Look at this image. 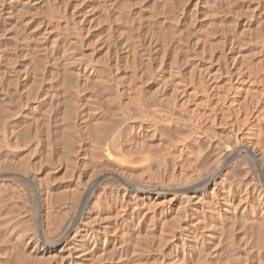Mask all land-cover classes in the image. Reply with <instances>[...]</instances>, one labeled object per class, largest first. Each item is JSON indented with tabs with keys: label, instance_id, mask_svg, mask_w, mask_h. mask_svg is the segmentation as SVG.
Instances as JSON below:
<instances>
[{
	"label": "rangeland",
	"instance_id": "rangeland-1",
	"mask_svg": "<svg viewBox=\"0 0 264 264\" xmlns=\"http://www.w3.org/2000/svg\"><path fill=\"white\" fill-rule=\"evenodd\" d=\"M113 1L112 0H105V1L104 0H0V147H1L0 148L1 149V151H0V153H1L0 154V162L2 159L5 160V159H9V157H10V159L15 160V162H17L20 167L22 166V168H23V166L25 165L24 168L30 170L34 175L36 174V176H38V178H41V177L45 178L43 176H45L47 173L48 174L47 177L49 179V184H50V191H48V193L50 192V195L52 194L50 197V196H48V193L45 191V189H44L45 187L40 186V188H39L38 184H36V183H35V185H32L31 183L24 181L22 178H20L21 177L19 175L20 172L17 171L16 169H14V170L13 169L7 170V168H2V170L0 169V175H1L0 178L2 179V180L0 179V182H1L0 183V189L2 190V191L0 190V193L2 192L0 196L2 197V200L6 199L5 203H7V204H4L2 201V203L5 206H2V207L0 206L1 207L0 208V211H1L0 212V264H6V263L7 264H16V263L18 264V261H19V264H21V263L22 264H31V263L36 264L33 261L34 255H35V259H38V260H35V261H37V264L38 263L41 264V261H42L41 259H45V258H46L47 264H58V263L59 264H65V263L68 264V262L70 264H79V263L80 264H119V263L136 264L137 262H138L137 264H143L144 262L147 263L148 261H150V262H148L147 264H151L152 262H154L152 264H231V263L242 264L243 260H245L243 264H250V263L251 264H264V259H263L264 257L262 256L264 254V246H263L264 241L262 243V240H264V238L261 239L259 237V236L262 237L264 235V233H263L264 232V230H263L264 224L262 223V222H264V220L262 221V219H264V218L263 217H260V218L257 217V215L255 213H250V215L247 218H244V217H238V219L234 218V219H236L234 221L235 225L233 224V221H231V219H229L230 222L228 219H224L223 224L224 223L225 224L227 223V224L226 225L222 224V225L225 228H223V226H221V224L217 223L216 221H213L214 222L213 223L209 219H208L209 221L206 220V223L204 222L203 226L208 225L207 226L208 229L205 228L206 227L205 226V227H203L204 229L202 228L203 230H201V232L206 233V234H208L210 232H211L210 234H212V233L216 234L215 235L216 238L213 235H210V236L206 235L205 236L208 239H210V241H211V243L208 239H205L206 241L208 240L207 242L204 241L206 243V245L204 246L205 248L203 249V251H204L203 253L204 254L207 253L206 254L207 256H206V255H203L202 251H200V249L202 250V247H200V248L198 247V249H197V247L195 245H193L194 241L192 240L193 237H191L192 233H190V235H189V230L191 232V230L194 228L196 223H195V225L193 222H192V224H187V228H184L182 230L184 233V237H187L184 240V242H185L184 243L185 245L183 244L184 247L178 246L177 248H174L173 243L176 242V241H174V239L171 238L169 241H167V243H166V241H164L162 239V242H161L160 235H159L160 238H157V236H156V234L158 232L153 231L154 234H152L153 232L151 230H154V229L150 228L151 224L153 226L152 221H155V218H152L153 220H151L150 211L155 210V209L159 210V207H161L162 204L161 205L158 204L159 206L156 204V207H154L155 205L153 206L154 209H151V210L149 209L150 211L146 209L147 211H145V208L148 206L147 205L145 206V204H144L145 207L143 208L142 203H139V202H141V200L139 199V197H137L140 201L137 198L136 199H137L138 203L141 204V206L143 208V209L142 208L141 209L143 210V212L145 211V213L143 216H141L142 218H140V219H142V220L139 221V224H137L136 222L133 223V221H131V219H130V221L132 222L131 223L128 221L129 220L128 218H130V216L128 215L129 213H127L128 212L127 208L125 210H122L124 212V215L121 212V210L119 211L118 200H116L117 198H115V196H114L115 194L113 191V188L116 185V183H114V182H117V184H120L122 186H124L123 184L126 181L128 183L132 182V184H133V183H135L134 179H136V177L142 173H143L142 175L144 177L141 175H140V177L145 179V181L146 180L148 181L149 179H151L149 181L154 182L155 180L158 181V175L164 173V175L169 176L171 172H174L178 168L179 165H178L177 161H175L176 156H177V151H176L177 149L176 148H178L179 146L185 145L188 142V140L192 139L191 138L192 133L189 132V131H191V129H190L191 126L187 125L188 124L187 120H189V119H186L185 117H187V116L190 117L193 114L190 111V110H192V112L195 111L194 113L196 115L193 114L191 118L193 119V118H195V116H196V118H198V116L201 114L197 113L195 108L196 109L199 108V110L206 108L204 110L208 111L212 107L211 106L212 103H209L212 99L210 98L211 99L210 100L208 98V100H207L208 91L203 89V87H200V85L196 84L197 81L195 82V78L193 77V72H192V70L190 71V69H192L193 66H195V64H198L200 62L201 64H204L205 67H207L209 65L208 67H211L210 68L211 71L213 70V72L216 73V75L215 74H213V75H215L216 78L218 76L217 79H219V78L223 79L226 74H224L225 72H223L225 70V66L222 65L223 63H221L222 62L221 56H223L224 51H225L224 55L227 53V51H229V49L232 51L233 45H235V46H234V50L232 51V53H233V55L237 54L238 55L237 57H239L238 59H240V56H241L240 52H242V55L245 53V54H247V57H249L248 55H250L251 58L249 57L248 59H250V60L252 59L251 60L252 64H255L257 62V60L262 61V62L264 61L263 60L264 59V56H263L264 55V29H263L264 28V0H224V1L223 0H183V1L182 0H113ZM125 3H127V4L125 5ZM116 4H118L117 5L118 7L116 6ZM107 6H110V7H107ZM234 10H236V11H234ZM108 11H110V12H108ZM108 13H111V14L113 13L114 15L110 14V16L108 17L107 16V15H109ZM116 14H117V16H116ZM113 16H116V18ZM119 16L121 19L119 18ZM107 17L109 20H107ZM148 17H150V18H148ZM114 18H115V20H114ZM177 18H178V20H177ZM112 19H113V22H112ZM119 20H121V21H119ZM83 22H85V23H83ZM256 23H257V25H256ZM131 25L134 28L131 27ZM107 26H109L110 28ZM259 27H260V30H259ZM107 28H109V29L107 30ZM131 33H132V35H131ZM222 33H224V34H222ZM123 34H124V36H123ZM243 35H244V37H243ZM258 35H260V37ZM114 38L117 40H115ZM222 39H223L224 43H223V41H221ZM216 41H217V43H216ZM245 41H247L248 44L245 43ZM187 42H188V44H187ZM227 42L229 44H231L229 47H226V45H229ZM257 42H258V44H257ZM214 43H216V44L213 47L212 45ZM218 43L220 45H217ZM232 43H235V44H232ZM236 43H238L240 46L243 47L242 51H241V49H239L241 47H239L238 44H236ZM209 45H211V46H209ZM106 46H108V47H106ZM174 46H175V48H174ZM183 46H184V50H183ZM217 46H219V47H217ZM224 46H225V48H228V50L227 49L225 50ZM260 46L263 48H261ZM236 47L238 48V51H237ZM252 47H253V49H252ZM244 48L246 51H248V53L246 51L245 52L243 51ZM176 49L178 51H176ZM259 49H261V50H259ZM133 50L135 51V54H136L135 57H134V51ZM235 50L238 53H236ZM252 50H254V52L258 51L257 53L255 52L256 55H254L255 53ZM144 51H145V53H144ZM260 51L263 53L261 54ZM173 53H175L174 55L176 57L173 55ZM218 54L220 56H217ZM148 55H150V56H148ZM244 55H243V57H245L247 59L246 55L245 56ZM77 56L79 57V59ZM146 56H147V58H146ZM198 56H200V57H198ZM202 56H203V59L201 58ZM207 56H209V57H207ZM210 56H211V59H209ZM73 57H74L73 61L74 62L76 61V64H78L77 61H79L80 66H82L84 68V69L81 68V70L79 71L80 74L78 71H76V73H75L76 64L72 61ZM204 57L206 59V62L204 60ZM258 57H259V59H258ZM261 57H262V59H261ZM75 58H76V60H75ZM198 58H200L201 60ZM241 58H242V56H241ZM147 59H149V60H147ZM214 59H216V60H214ZM246 59H244V60L242 59V60L245 61ZM248 59L246 61L249 62L250 60H248ZM176 60H177V62H176ZM69 61H72V62H69ZM145 61H147V62H145ZM149 61H151V62H149ZM158 61L159 62L161 61V63H159ZM163 61L165 62V65H164ZM214 61H217V62L215 63ZM251 61L249 63H251ZM254 61H256V62H254ZM173 62H175V63H173ZM262 62H260V63L257 62L256 64H258L259 67L262 66L261 69L264 70V66H263L264 63L261 64ZM73 63H74V65H73ZM157 64H158L157 69H159V70H156ZM167 64H169V65H167ZM217 64H218V69L216 67ZM138 65H139V67H137ZM110 66L111 67L113 66V67L111 68ZM159 66H161V67H159ZM171 66H172V68H171ZM251 66H253V65H251ZM255 67H256L257 71H259V74L256 73L257 71L255 70ZM255 67L253 66L252 68H254L255 73H256V82H257V78H259L258 76L260 75V77H261V78H259L260 80L258 79L259 81L257 82V83H261L260 84L261 86L260 85L256 86L259 90L260 89L259 87H262L264 85V84H262L264 82V79H262V78H264V76H263L264 71H262L260 68L258 69L257 65H255ZM89 68H92V69H89ZM167 68H169L171 70H168ZM174 68H177V69H174ZM215 69L218 71L220 70V71L217 73ZM145 70L148 72H146ZM176 70L177 71L179 70V72H177ZM188 70L191 73L188 72ZM165 71H166V73H165ZM171 71H173V76H172V74H169V72L172 73ZM174 71L178 75L180 74V76L184 77V78H182L179 76L180 79L182 78L181 81L184 80V81H182V84H181L182 86L183 85L184 86L182 89V86L180 85L181 86L180 88L182 90H178L177 94H180V96L177 97V95H176V102L177 103H175V105H174L175 107L173 106L174 108H171V107L170 108L175 111V112L173 111L174 113L177 112L176 114L177 115L179 114L178 115L179 117L181 115L182 118L184 117L183 119H186L185 121L187 123H184L186 125L181 124V123H177L178 127L175 124H173V125L170 124L167 127V125L163 124L162 126H159L161 128H158V127L156 128L157 134L155 133L154 129L149 127L150 128V130H149V128L147 127L148 128L147 130H146V128H144L145 131H144V129L139 131L141 133V135H138V134H140L139 132H137V135L134 134V133H136V131H135V128H133L134 130L133 129L132 130L130 129V130L134 131V132L129 133L130 135L127 137V139L131 137L130 138L131 141H129V140L126 141V136L123 135L124 133H122V134L120 133L119 137L123 135L122 136L123 138L121 137V138L117 139L118 141L116 140V142H118L117 145L118 144H119V146H121L123 144L128 145V143H129L130 145L126 146L127 150H125L126 148L124 145L122 146V148L123 147L125 148V149L123 148L122 151L123 152L126 151L129 154H130V151H132L131 153L134 156L131 154L130 156H133V157H130L126 152H124L123 157L121 155L117 156L119 158V161L117 160L118 158L116 159V157L111 158L112 156L109 157V159H108V157H106V155H104L103 150H101V148H98L101 150L100 151L95 147V145H96L95 141L98 143L101 141L97 145V146H100V144L103 142V138L106 137L107 134H109L112 130H114V128L121 129L123 131V128L126 129V127L128 128L129 126L134 127L135 126L134 121L136 120L135 117H136V115L138 116V114H136V112L138 113V110H139L138 109L135 112V110L137 109L136 107H137V105H140L141 103L143 104V102H139V100L142 101V99H143V101H144L149 97L148 100L146 101V104L144 101L143 105H145V109L147 107L146 110H149V107H154L156 109V113L161 110V112H164L162 114H161V112L158 113V114H161V116H165L163 114L171 112L167 102L165 104V99L167 97H169V96H166V94L170 92V89L172 92V88H171L172 86H170V84L173 85L172 82L173 81L175 82V78L178 77V75H177V77H175L176 74H174ZM260 71H262V73H260ZM104 72H106V73H104ZM186 72L190 75H188ZM150 73L151 74L153 73V76ZM222 73L224 74L223 75L224 77L222 76ZM255 73H253V74L255 75ZM220 74H221V76H220ZM257 74H258V76H257ZM80 75H82V76L80 77ZM83 75H85V76H83ZM76 76H78L77 79H76ZM87 76H88V78H87ZM165 76H168V77H165ZM117 77H119V78H117ZM162 77H165V78H162ZM169 77H172V79H167ZM191 77H193L194 80H192ZM131 78H132V83L134 85H132V83H131ZM84 79L88 80V81H85ZM104 79H105V81H104ZM120 79H122L123 81ZM146 79H148V80H146ZM165 79H167V81H169L171 83L169 84L168 82H166ZM82 80H83V83H82ZM89 80L91 81V83ZM163 80H165L164 82H166L167 85H166V83L162 82ZM73 81H74V83H73ZM191 81H193V83ZM87 82L89 85L86 84ZM94 82H97V83H94ZM98 82L100 84H98ZM104 83H105V85H104ZM117 83H119V84H117ZM257 83L255 85H258ZM129 84H130V86L132 85L131 86L132 88L130 86H128ZM187 84H188V86H186ZM194 84L200 88L196 87ZM110 85L111 86L113 85L114 87L113 86L111 87ZM168 85H169L170 89H168V87H167ZM192 86H194V88ZM83 87H84L85 91H83L84 90ZM125 87L128 90H126ZM75 88H76V90H75ZM93 88L94 89L96 88V90H94ZM185 88H186V90H185ZM109 89H111V90H109ZM55 90H57L58 93ZM79 90H80V92H79ZM102 90H103V92H102ZM133 90H135V91H133ZM203 90H205L207 92V94ZM53 91H55V92L53 93ZM98 91L100 94L98 93ZM181 91H182L183 95L181 94ZM186 91L187 92L191 91L190 92L191 94L189 92L187 93ZM258 92H259V95L261 96L259 98V101L261 102V100L264 97L263 96L264 92L262 91V95L260 94L261 89ZM74 93H76V95ZM78 93H79V95H78ZM102 93H103V95H102ZM155 93H156V95H155ZM195 93H196V95H195ZM113 94H114V97L111 96ZM119 94H121V96ZM108 95H109L111 102H110L109 98H107ZM149 95H151L152 97ZM162 95H165V97H163ZM202 95L203 96L206 95V97L204 98ZM129 96H131L132 98ZM138 96H139V98H138ZM141 96H143V97L141 98ZM145 96L147 98H145ZM155 96H156V98H158V100H160L159 98L161 96L163 98H161V100L158 101V100H156ZM199 96H201V97H199ZM78 97H79V99H78ZM184 97L186 100H188V101L185 100L187 102V104L185 103V101H183ZM101 98H103V102H102ZM202 98H204L205 101L207 100V102H205V104L203 101L204 99H202ZM150 99H151V103H150ZM198 100H199V103L202 102V104L200 103L201 104L200 105L197 102L198 103L197 105H199V107L197 105H195L196 107H193L194 101L196 102ZM263 100L261 103H263ZM75 101H76V103H75ZM115 101H117V102H115ZM148 101H149V103H148ZM154 101H157L159 104L154 102ZM163 101H164V103H163ZM189 101H191V102H189ZM124 102H126V103H124ZM137 102H139L140 104H138ZM152 102H154V103H152ZM211 102H213V101H211ZM72 103H74V104H72ZM206 103L207 104L209 103L208 105H210V106H207ZM76 104L78 105V107ZM127 104H128V106H126ZM142 104L140 106H143ZM148 104L151 106H149ZM155 104L158 105L159 107L158 106L155 107ZM160 105L162 108L160 107ZM176 105H178V106H176ZM181 105H182L183 112L181 109ZM105 106H107V107H105ZM167 106H168V108H167ZM200 106H201V108H200ZM202 106H203V108H202ZM251 107L252 106H250V108ZM126 108L129 109L130 113H132L133 115L128 116V114H126V113L129 110L127 111ZM185 108L186 109L189 108V109L186 110ZM115 109H116V111H115ZM150 109H152V108H150ZM180 109H181V111H180ZM146 112H147V114H149L148 115L149 117L151 115L150 113H152L153 116H154L153 113H155V111L154 112L146 111ZM188 112L191 114H187ZM156 113H155V115L157 116L158 114H156ZM106 114L109 117H107ZM182 114H184V115H182ZM78 115H79V117H78ZM120 115L122 116L121 119H120V117H121ZM202 115H201L199 121L201 122V120L203 119V122H205L204 121L205 116L202 117ZM118 116H120V117L118 118ZM124 117H126V118H124ZM131 117H134V118H131ZM139 117H136V118L139 119ZM74 118H76V119H74ZM109 118H111V119H109ZM196 118H195V121L199 122ZM75 120H76V122H75ZM94 120H96V121L93 122ZM101 120H103V122H101ZM104 120H105V122H104ZM111 120H112V122H111ZM119 121H121V122H119ZM130 121L132 123H130ZM108 122H109V124H108ZM99 123L101 124L100 127L98 126V125H100ZM113 124H116V125L113 126ZM180 124H181V127H182V125H184V126L181 128L179 126ZM205 124L207 125V123H201L202 128L206 127ZM103 125H106L107 127L103 126ZM108 125H109V127H108ZM163 126L166 129L163 128ZM186 126H188V127L186 128ZM96 127H98V128H96ZM111 127H113V129ZM104 128L107 130L106 132H105ZM183 128H186V129H183ZM188 129H189V131H188ZM215 129H218V128L215 127ZM96 130H97V134L93 133ZM158 130H159V132H158ZM180 130L182 132H180ZM203 130H206V129H203ZM172 131H173V134L171 133ZM209 131H210V129H208V132ZM146 132L149 134H147ZM177 132L180 133L181 135L178 134L176 136ZM151 133H152V135H150ZM159 133H162V134H159ZM174 133H175V136H174ZM184 133L185 134L188 133L189 137H188V134L184 135ZM93 134H95V135H93ZM2 135H4L6 138ZM160 135H161V137H160ZM170 136H171V138H170ZM185 136H186V138H185ZM9 138H10V140H8ZM94 138H96V139L93 142ZM99 138H100V140H99ZM119 139H121V140H119ZM176 139H179L180 141L178 140L179 142H177ZM119 141H120V143H119ZM121 141H122V143H121ZM123 141H125L126 144ZM142 141H144V142H142ZM159 141H161L163 143H160ZM140 142H141V144H140ZM156 142H157V144H156ZM198 142L203 143V146H202V144H200ZM198 142L196 143L197 145L195 147V145H194L195 142L191 143L189 141L188 142L189 146H190V144L192 145L191 149L187 145L188 143L186 144L187 146L185 145L186 148L188 147V150L186 151V149H185V154H186L185 160L186 161L184 160V162H183V165H184V166L182 165L183 169L187 168L189 170L192 167V169L194 171H198V170H200V168H202L203 165H205V162H206V164L211 162L210 156H211V154L213 156L212 149L208 145H206V142H204V141L202 142V140H200ZM13 143H16L17 145L13 144ZM76 143H77V145H76ZM88 143H90V144H88ZM148 143H149V145H148ZM158 143H160V144L158 145ZM166 143H167V145H166ZM93 144H95L94 145L95 149L93 147ZM163 144L165 145V147H163ZM179 144H182V145H179ZM198 144H200L201 147H197V146H199ZM4 145H6V146H4ZM132 145H133V147H132ZM169 145L171 146V148ZM89 146H91V147H89ZM159 146L161 148H164V149H161ZM166 146H168V147H166ZM128 147L131 148V150H128ZM92 148H93V150H92ZM139 148H141L140 151L138 150ZM207 148H209V149H207ZM142 149L144 150L143 152H142ZM6 150L9 151V153ZM89 150L93 153H91ZM95 150L98 151V152H96L97 153L96 155L94 153ZM165 150H167V151H165ZM190 150H192V151L195 150V151L190 152ZM208 150H210L209 152H211V151L212 152L209 153ZM14 151H16V152H14ZM149 151H150V153H149ZM201 151H202V153H201ZM134 152H137V153H135L136 155L134 154ZM165 152L168 153L169 156H166ZM186 152L188 153V156H187ZM195 152H196L197 156L195 154L193 155V153H195ZM11 153H13V154H11ZM86 153L87 154L90 153V154L87 155ZM98 153L101 155L100 157H98V155H99ZM125 153H126V155H125ZM153 153H155V155ZM162 153H164V154H162ZM190 153H192V154H190ZM137 154L138 155H146V156H148L149 159L151 158L150 161L148 160L149 163L147 162L146 164H144L145 162L143 163L141 160H136L137 159L136 156H138ZM189 154L191 155V157ZM174 155H175V157H174ZM114 156H116V155H114ZM163 156L167 157V159L163 158ZM125 157L128 158V160H126ZM189 157L193 161H188V160H190ZM193 157L195 158V160ZM207 157L209 160H207ZM97 158H99V159H97ZM157 158H158V160H157ZM168 158H170V159H168ZM18 159H20V161ZM129 159H131V161ZM171 159L172 160L174 159V160L171 161ZM202 159H204V160L206 159V160L204 161ZM16 160H18V161H16ZM243 160L245 161L246 166H249L248 162H246L247 160H245L244 158H243ZM134 161H136V162H134ZM164 161H165V163H164ZM70 162H72V163H70ZM74 162H76V163H74ZM139 162H141V163H139ZM150 162H152V163H150ZM160 163H161V165H160ZM167 163L169 166L167 165ZM192 163L195 164L194 167H193ZM139 164H142V165L140 166ZM185 164L187 165L186 167H185ZM191 164H192V166H191ZM197 164H198V166H196ZM156 165H157V167H156ZM97 167H98V169H95ZM80 168H81V170H80ZM99 168L101 169L100 171H99ZM141 168H143V169H141ZM157 168L159 169V171ZM162 168L164 170H161ZM171 168H173L175 170H173ZM228 168L229 167H225L224 169H222L220 171V173L218 174L220 178L222 176H224L228 172V170L230 173V169H228ZM241 168H242V166L238 167V169H241ZM151 169H152V171H151ZM154 169H156V170H154ZM225 169H228V170L226 171ZM141 170L142 171L144 170L145 174ZM153 170L156 173H154ZM242 170H245V168H243ZM242 170H241L242 173L245 172ZM189 171H192V170H189ZM194 171H192V172H194ZM231 171L233 172V170H231ZM239 171L233 172V173L231 172L233 179L231 178L232 177L231 174L228 176H225L226 179L228 177L229 182L230 181L232 182L231 184H233V182H235L234 184L238 183V181H240V180H238L236 182V180H237L236 178H238V177L240 179H245L244 177H247L246 172H245L246 176L242 175L240 177L241 174H238ZM160 172H162V173H160ZM168 172H170V173H168ZM12 173H14V174H12ZM76 173H77V175H76ZM234 173L238 174L239 176L238 175H237L238 177L234 176ZM9 174L11 175V177H9L10 176ZM135 174H138V175H135ZM154 174L156 175V177ZM18 176H19V178H18ZM105 176H107V177H105ZM229 176H230V179H229ZM84 178H86V179L84 180ZM50 179H52V182ZM88 179L90 181L87 182L86 180H88ZM77 180L80 181L81 187L79 186L80 188H77L76 189L77 191H76V190L72 189L73 188L72 186ZM81 180H83V182L85 181V183H87V184L83 185V183H81L82 182ZM108 180H110V182H108ZM245 180H246V182H245ZM245 180L244 181L242 180V183L245 182V184L247 185V181H248L249 182L248 184H250L251 181H249L248 178H246ZM68 181H69V184H68ZM157 181H155L154 183H157ZM8 183H10V184H8ZM15 183H17V184H15ZM165 183H162V184L157 183L159 185L158 189L160 191H162V190L169 191L170 186H168V183H166V184ZM30 184L32 185V188H31ZM90 184L94 185L92 188L93 191L91 189L90 190L87 189L88 188L87 185L90 186ZM1 185H3V186H1ZM23 185L25 187H23ZM54 185H56V186H54ZM104 185H105V187H104ZM111 186H113V187H111ZM247 186H249V185H247ZM3 187H4V189H2ZM130 187L131 186L125 187L126 191H129V192L132 191V187L131 188ZM136 187L139 189H146L148 186L143 185L141 187H138V186H136ZM62 188H64V189L62 190ZM102 188H103V190H102ZM43 189H44V191H43ZM25 190L27 191V193ZM31 190H32V192H31ZM60 190L62 192L65 191V193L63 194ZM71 190L72 191L74 190L75 192H72ZM22 191H23V193H22ZM51 191L53 193H51ZM84 191H87V192L84 193ZM99 191L101 194L98 193ZM103 191H105L106 193L104 194ZM24 192H25V195L28 196L27 198L24 195ZM54 192H55L56 196L58 193L62 194L63 196L58 194V196L56 197L54 195ZM76 192L77 193L79 192L81 195H79V193L77 194ZM92 192L95 193V195L98 198H96V196ZM66 193H67V195H65ZM102 193L104 194V196ZM4 194H7L8 196L4 195ZM21 194H23V195H21ZM68 194H70V196H68ZM85 194H87V195H85ZM137 194H139V192H137ZM172 194L173 193L171 191L167 192L166 198L171 199ZM177 194L179 195V198H178L179 201L185 202V200H184L185 198L182 197L183 193L182 194L176 193L175 195H177ZM44 195H46V196H44ZM5 196L7 198L9 197L10 199L8 198V200H7V198H5ZM18 196H19V198H18ZM52 196H54L53 198L55 200L52 199ZM177 196H174V198L177 199ZM180 196L182 197V199L183 198L184 199L182 200ZM254 196L255 195H252V202H253V203L251 202L252 204H254L256 202L255 200H253ZM43 197H45V198L48 197V200L50 201L49 202L50 205L48 203H47V206L45 205V198H43ZM125 197L126 198H123L124 199L123 201L124 202L129 201L128 203H125V204L130 205L129 203H131V201L128 199V196H125ZM56 198L57 199L61 198V200H57ZM72 198H73V200L74 199L75 200L73 201ZM76 198L78 200H76ZM103 198L105 201L103 200ZM174 198L169 200L170 202L169 201L166 203L164 202L165 204L168 203L169 205L168 204L167 205L169 207L172 205V207H170L171 212L173 210H175L173 208L174 207L176 208V206H177V205H174V203H172L173 201H175ZM25 199L26 200L29 199L30 202L28 200L26 201ZM67 199H68V201H67ZM99 200H101V201H99ZM125 200H128V201H125ZM0 201H1V199H0ZM13 201H14V203H12ZM59 201H64L65 204H64V202H61V203L65 206H63ZM193 201H194V203H193ZM193 201H191L192 203H189V205L196 204L195 203V201H196L195 197L193 198ZM20 202H22V203H20ZM94 202H98L97 203L98 205ZM2 203L0 202V205ZM68 204L70 205V207ZM6 205L9 207L12 205L11 208L7 207V208H9V213L11 212L10 214L7 212L8 210H6L7 209ZM100 205H101V207H100ZM128 205H127V207H128ZM50 206H52V208ZM71 206H74V207H71ZM186 206H187V208L189 207L188 205H186ZM4 207L6 208L5 210L3 209ZM18 207H20V209ZM30 208H32V209H30ZM46 208H48V209L46 210L47 212L45 213L44 210ZM50 208H51V211L49 214L51 216H49V214H48V210H50ZM107 208H108V210H107ZM1 209H3V210H1ZM10 209H12V210H10ZM27 209H29V210H27ZM56 209H57V211H55ZM80 209H82V211H84V212L90 211L91 212L90 216L93 214L92 216H94V217L98 216L99 217V219L97 217L98 225L95 223L96 225L94 224V226L96 228H94V229L96 230L98 228L99 229V230L97 229L98 232H100L101 230H103V231L106 230L105 233L108 232L107 236L110 237V240L108 238V241L103 242L102 241L103 238H101L100 241H97L95 245H92L93 239L88 237V235L85 237H82V239L80 237H78V235H77L76 239L72 240V241H74V243L72 244L74 249H72L71 254L68 256L66 246L69 247V245H66V244L73 237V235L75 234V231H78L79 228L81 229V225H79V223L78 224L75 223L76 222V219H75L76 215H79L81 213V212H79V211H81ZM13 210L15 211V213ZM67 210L68 211L71 210V212H73V211L74 212L68 213ZM91 210L94 212H92ZM116 210H117V212H116ZM3 211H5V212H3ZM16 211H17V213H16ZM28 211H29V213H28ZM62 211L65 212L66 214L63 213ZM98 211H99V213H98ZM12 212H13V214H12ZM19 212L20 213L24 212V214L21 213V215H20ZM53 212H56V213H53ZM58 212H59V214H58ZM101 212H103L102 213L103 215L101 214ZM4 213H6V214H4ZM67 213H68V215H67ZM94 213L96 214V216ZM106 213H107V216H106ZM70 214H72L71 222L74 225H73L72 231H69L70 233L68 234V238H67L68 241L63 240L61 243H59L57 245H53L51 243L49 237H48L51 234L50 231L56 230V228H58L56 225L59 226V224H61L60 226H62V224L66 220V218H65L66 215L68 218L70 216ZM73 214H75V215H73ZM99 214H100V216H99ZM251 214H253V216ZM8 215H9V217H7ZM26 215H28V217ZM45 215H46V217L44 218ZM47 215H48L49 219L51 218L50 220L48 219ZM60 215H61V217H60ZM104 215L106 217H104ZM109 215L110 216L112 215V217H110ZM117 215H119V216H117ZM3 216H6L7 218L3 217ZM56 216L58 218H55ZM171 216H172V214L167 216V219L165 218L167 221H165V220L164 221L166 223L167 222L168 223L166 224L163 221V223H164L163 225L166 224L165 226H167L169 223L171 224V220H172V219H170ZM21 217H24L23 219H25V221H27L28 224L23 219H21ZM256 217L260 222L256 219ZM12 218L15 220V222H13L14 220H12ZM63 218H65V219H63ZM101 218H104L105 220L101 219ZM115 218H117V219H115ZM194 218H195V221L197 222L196 215H194V217L192 219L194 220ZM239 218H242L241 221ZM253 218H254V220H253ZM43 219H45L47 221H45ZM244 219H245V221L247 219V221L245 222ZM248 219H250V220H248ZM48 220L52 224L47 223V222H49ZM63 220H64V222H63ZM148 220H149V223H147ZM168 220H170V221H168ZM225 220H228V222H225ZM237 220H239V221H237ZM51 221H53V222H51ZM242 221H244V222H242ZM254 221L257 224L254 223ZM115 222H117V223H115ZM249 222H251V223H249ZM209 223H211L212 226H210ZM30 224H31V227H30ZM104 224H105V226H104L105 228H103ZM134 224H137L136 228H135ZM246 224L248 226H246ZM24 225H26V226L28 225L29 227L28 226L26 227ZM190 225H192V227ZM249 225H250V227H249ZM78 226H79V228H78ZM108 226H110V227H108ZM147 226H148L149 230L147 229ZM213 226H216V227H213ZM228 226H231V227H228ZM52 227H54V228H52ZM100 227L102 229H100ZM120 227H122V229ZM128 227H130V228H128ZM190 227H191V229H190ZM220 227H221V229H220ZM237 227H239V228H237ZM24 228H26V229H24ZM30 228H31V230H30ZM113 228L117 232H114L112 234V232L114 231ZM123 228H125V229H123ZM209 228L211 231L209 230ZM216 228L220 229L221 231L220 230L217 231ZM256 228H258V229H256ZM259 228L263 232L260 231ZM26 230L28 232L29 231L30 232L28 233ZM48 230H49V232H48ZM111 230H113V231L111 232ZM119 230L124 231L122 233L124 235V237H121L122 234L121 235L118 234ZM132 230L134 231V233ZM212 230H214V231H212ZM215 230H216V232H215ZM227 230L228 231L231 230L232 233L228 232ZM244 230L247 233H244L245 232ZM256 230H258V232ZM125 231H126V233H125ZM222 231H223V233H222ZM72 232H74V233H72ZM261 232L263 235H260ZM26 233H27V235H26ZM78 233H83V231H79ZM128 233H130V234H128ZM140 233L143 235V237L141 236ZM145 233H147V235L152 234V235H150L151 238L149 235H148V238L145 237L144 236V235H146ZM125 234H127V236ZM119 235L121 238L119 237ZM128 235H129V237H128ZM135 235H137V236H135ZM139 235L141 236V238L138 237ZM219 235H221V236H219ZM16 236H17V238H16ZM18 236H20V238ZM152 236L153 237L156 236V237H154V239H153ZM192 236H195V235L192 234ZM30 237H31V239H30ZM112 237H113V239H112ZM134 237H136L137 240L134 239ZM188 237H190V238H188ZM210 237H212V238H210ZM229 237H232V238L230 239ZM257 237H258L259 242L256 240ZM89 238H90V240H89ZM126 238L129 239L128 241H130V242H126L127 241ZM173 238H175V237H173ZM8 239H10V240L8 241ZM116 239H118V241L120 243H122V247H120L121 244H119V242L116 241ZM119 239H124V240H121L122 241L121 242ZM142 239H143V241H142ZM144 239L145 240L147 239V241H145ZM149 239H150V241H149ZM113 240H115V242H114L115 245L113 244ZM134 240L136 241V243L134 242ZM163 241L165 244L163 243ZM34 242L38 243L39 248H40V246H41V248H43V247L46 248L48 250V252H44L42 249H36L35 246H32V245H35V244H32ZM124 242L129 243L128 244L129 246L127 244H125ZM131 242H133V243H131ZM143 242L145 245L143 244ZM157 242H159V243H157ZM218 242H220V243H218ZM256 242H257V244L259 243V246L255 244ZM81 243H83V245ZM216 243L218 246L215 245ZM135 244H139V246L140 245L141 246L138 247V245L136 246ZM157 244H159L160 246L162 245V246L159 247V245L157 246ZM130 245H132V246H130ZM190 245L191 246L193 245L194 247H191ZM260 245H262L261 247H263V248H261ZM78 246L80 248H78ZM81 246H82V248H81ZM126 246H128V247H126ZM213 246H214V248L216 247L215 248L216 250H214ZM11 247H12V249H11ZM63 247H64V249H63ZM129 247L130 248L133 247L134 249L133 248L130 249ZM158 247L161 248L160 251H158L159 250ZM206 247H207V249H206ZM16 248L17 249L19 248L20 251H19V249L17 250ZM183 248H184L185 253L183 252ZM189 248H192V249H189ZM89 249H90V251H88ZM21 250H23V251H21ZM190 250H192V251H190ZM233 250L235 252H233ZM30 251H32V252H30ZM214 251L217 252L216 253L217 255H215ZM256 251H257V253L258 252L259 253L257 254ZM17 252H19V253H17ZM27 252L28 253L30 252L29 253L30 255L25 254ZM192 252L193 253L195 252V253L193 254ZM201 253L203 256L201 255ZM233 253H235V255ZM26 255H28V256H26ZM40 255H42V256H40ZM231 255H232V257H231ZM23 256H24V258H23ZM38 256L40 257V259L38 258ZM52 256H54V257H52ZM121 256H122V259H121ZM161 256H163V257H161ZM205 256H206V258H205ZM243 256H244V258H243ZM25 257H28V258H25ZM32 257H33V259H32ZM49 257H50V259H49ZM51 258H53V259H51ZM61 258H62V260H61ZM228 258H231V259H228ZM236 258L238 259V261ZM25 259H26V261H23ZM47 259H49V260H47ZM233 259L234 260L236 259L237 262L234 261ZM256 259H257V261H256ZM261 259H262V261H261ZM54 260L56 261V263H54L55 262ZM119 260H120V262H119ZM230 260H233V262ZM259 260H260V263L258 262ZM27 261L29 263H27ZM59 261H61V262H59ZM46 262H44V260H43L42 264H46Z\"/></svg>",
	"mask_w": 264,
	"mask_h": 264
},
{
	"label": "bare ground",
	"instance_id": "bare-ground-1",
	"mask_svg": "<svg viewBox=\"0 0 264 264\" xmlns=\"http://www.w3.org/2000/svg\"><path fill=\"white\" fill-rule=\"evenodd\" d=\"M105 1V0H104ZM113 1V0H112ZM183 1V0H182ZM224 1V0H223ZM109 2V1H108ZM114 2V1H113ZM112 2V3H113ZM169 2V1H168ZM234 2V1H233ZM104 3V2H103ZM127 3H125V5H126ZM165 4V3H164ZM180 4V3H179ZM118 4H116V6H117ZM184 5V4H183ZM182 5V6H183ZM106 7V6H105ZM107 7H110V6H107ZM118 7V6H117ZM171 7V6H170ZM214 7V6H213ZM99 9V8H98ZM103 9V8H102ZM105 9V8H104ZM107 9V8H106ZM168 9V8H167ZM246 9V8H245ZM114 10V9H113ZM120 10V9H119ZM172 10V9H171ZM179 10V9H178ZM212 10V9H211ZM218 10V9H217ZM234 11H236V10H234ZM50 12V11H49ZM108 12H110V11H108ZM113 12V11H112ZM127 12V11H126ZM129 12V11H128ZM144 12V11H143ZM151 12V11H150ZM244 12V11H243ZM115 13V12H114ZM130 13V12H129ZM162 13V12H161ZM164 13V12H163ZM109 15H107L108 17L110 16V14L111 13H108ZM113 14V13H112ZM111 14V15H112ZM121 14V13H120ZM178 14V13H177ZM232 14V13H231ZM88 15V14H87ZM106 15V14H105ZM114 15V14H113ZM123 15V14H122ZM135 15V14H134ZM116 16H117V14H116ZM116 16H113V17H115L116 18ZM129 16V15H128ZM140 16V15H139ZM239 16V15H238ZM92 17V16H91ZM106 17V16H105ZM108 17H107V20H109L108 19ZM112 17V16H111ZM152 17V16H151ZM100 18V17H99ZM115 18H114V20H115ZM119 18H120V16H119ZM136 18V17H135ZM138 18V17H137ZM148 18H150V17H148ZM95 19V18H94ZM121 19V18H120ZM218 19V18H217ZM261 19V18H260ZM63 20V19H62ZM123 20V19H122ZM148 20V19H147ZM177 20H178V18H177ZM94 21V20H93ZM119 21H121V20H119ZM245 21V20H244ZM258 21V20H257ZM79 22V21H78ZM86 22V21H85ZM85 22H83V23H85ZM101 22V21H100ZM105 22V21H104ZM108 22V21H107ZM106 22V23H107ZM112 22H113V19H112ZM175 22V21H174ZM119 23V22H118ZM122 23V22H121ZM138 23V22H137ZM241 23V22H240ZM80 24V23H79ZM89 24V23H88ZM87 24V25H88ZM123 24V23H122ZM142 24V23H141ZM144 24V23H143ZM151 24V23H150ZM242 24V23H241ZM63 25V24H62ZM109 25V24H108ZM112 25V24H111ZM165 25V24H164ZM168 25V24H167ZM256 25H257V23H256ZM90 26V25H89ZM110 26V25H109ZM109 26H107V27H109ZM123 26V25H122ZM174 26V25H173ZM64 27V26H63ZM78 27V26H77ZM84 27V26H83ZM88 27V26H87ZM91 27V26H90ZM116 27V26H115ZM131 27H133L132 25H131ZM110 28V27H109ZM109 28H107V30L109 29ZM134 28V27H133ZM46 29V28H45ZM50 29V28H49ZM48 29V30H49ZM63 29V28H62ZM113 29V28H112ZM125 29V28H124ZM172 29V28H171ZM244 29V28H243ZM252 29V28H251ZM264 29V28H263ZM91 30V29H90ZM116 30V29H115ZM119 30V29H118ZM213 30V29H212ZM239 30V29H238ZM259 30H260V27H259ZM79 31V30H78ZM124 31V30H123ZM182 31V30H181ZM53 32V31H52ZM116 32V31H115ZM171 32V31H170ZM48 33V32H47ZM117 33V32H116ZM184 33V32H183ZM239 33V32H238ZM244 33V32H243ZM250 33V32H249ZM258 33V32H257ZM83 34V33H82ZM85 34V33H84ZM115 34V33H114ZM118 34V33H117ZM121 34V33H120ZM119 34V35H120ZM173 34V33H172ZM187 34V33H186ZM210 34V33H209ZM222 34H224V33H222ZM242 34V33H241ZM260 34V33H259ZM79 35V34H78ZM118 35V36H119ZM131 35H132V33H131ZM177 35V34H176ZM116 36V35H115ZM123 36H124V34H123ZM203 36V35H202ZM221 36V35H220ZM239 36V35H238ZM246 36V35H245ZM251 36V35H250ZM259 37H260V35H258ZM174 37V36H173ZM218 37V36H217ZM222 37V36H221ZM233 37V36H232ZM243 37H244V35H243ZM262 37V36H261ZM103 38V37H102ZM118 38V37H117ZM220 38V37H219ZM224 38V37H223ZM227 38V37H226ZM115 39V38H114ZM173 39V38H172ZM187 39V38H186ZM221 39V38H220ZM250 39V38H249ZM115 40H117V39H115ZM114 40V41H115ZM124 40V39H123ZM227 40V39H226ZM237 40V39H236ZM245 40V39H244ZM113 41V42H114ZM121 41V40H120ZM171 41V40H170ZM202 41V40H201ZM208 41V40H207ZM220 41V40H219ZM218 41V42H219ZM221 41H223V39L221 40ZM242 41V40H241ZM87 42V41H86ZM90 42V41H89ZM112 42V43H113ZM176 42V41H175ZM185 42V41H184ZM68 43V42H67ZM78 43V42H77ZM105 43V42H104ZM103 43V44H104ZM186 43V42H185ZM204 43V42H203ZM216 43H217V41H216ZM216 43H214L212 46L214 47V45L216 44ZM220 43V42H219ZM217 44V45H220V44ZM223 43H224V41H223ZM228 43V42H227ZM231 43V42H230ZM241 43V42H240ZM244 43V42H243ZM245 43H247L248 44V42L247 41H245ZM254 43V42H253ZM256 43V42H255ZM110 44V43H109ZM187 44H188V42H187ZM205 44V43H204ZM203 44V45H204ZM222 44V43H221ZM229 44V43H228ZM232 44H235V43H232ZM236 44H238V43H236ZM242 44V43H241ZM257 44H258V42H257ZM260 44V43H259ZM180 45V44H179ZM231 44H229V45H226V47H229ZM256 45V44H255ZM261 45V44H260ZM73 46V45H72ZM88 46V45H87ZM129 46V45H128ZM176 46V45H175ZM175 46H174V48H175ZM187 46V45H186ZM209 46H211V45H209ZM234 46L235 45H233V47H232V49L234 50ZM241 47V48H239V47ZM238 48L239 49H241V51H242V46H240L239 44H238ZM244 46V45H243ZM254 46V45H253ZM258 46V45H257ZM256 46V47H257ZM48 47V46H47ZM106 47H108V46H106ZM216 47V46H215ZM217 47H219V46H217ZM236 47V48H237ZM246 47V46H245ZM261 47V46H260ZM194 48V47H193ZM203 48V47H202ZM224 48H225V46H224ZM238 48H237V51H238ZM261 48H263V47H261ZM52 49V48H51ZM135 49V48H134ZM178 49V48H177ZM176 49V51H178ZM213 49V48H212ZM221 49V48H220ZM228 50V48H225V50ZM252 49H253V47H252ZM96 50V49H95ZM107 50V49H106ZM149 50V49H148ZM173 50V49H172ZM183 50H184V46H183ZM187 50V49H186ZM214 50V49H213ZM222 50V49H221ZM232 50V51H233ZM250 50V49H249ZM259 50H261V49H259ZM263 50V49H262ZM134 51V50H133ZM181 51V50H180ZM192 51V50H191ZM207 51V50H206ZM211 51V50H210ZM209 51V52H210ZM232 51L229 49V51H227V53L224 55V53H225V51H224V53H223V56H221L220 58L222 59H220L222 62L221 63H223L222 65L223 66H225V70L223 71V72H225L224 74H226L225 75V77L223 76L224 74L222 73V76L224 77L223 79H217L218 78V76H217V78L215 77V75H216V73H214L213 72V70L211 71V67H205V65L204 64H201L200 62L198 63V64H195V66H193V68L192 69H190V71L192 70V72H193V77L195 78V82H196V84L197 85H200V87H203V89H205L206 91H208V97H207V100H208V98L211 100V101H213V102H209V103H212V107L208 110V111H206V110H204V109H206V108H203V106H202V108L203 109H200L199 110V108H195V110L197 111V113H199V114H203L202 115V117L203 116H205L204 118V121L205 122H203V119L201 120V122L199 121V119H200V117H201V115H199L198 116V118H196V116H195V118L199 121V122H196L195 121V118H191L192 117V115L194 114V115H196L194 112H192V110H190L191 111V113H193L190 117H185L186 119H189V120H187L188 121V126H191L190 127V129H191V131H189V129H188V131L190 132V133H192V139L191 140H188V142L190 141L191 143H194L195 142V147H196V143L198 142V141H200V140H202V142L204 141V142H206V145H208L211 149H212V151H213V156H212V154H211V162L210 163H207L206 164V162H205V165H203L202 166V168H200V170H198V171H194L193 169H192V167H191V169H189V170H192V171H194V172H192V171H189L187 168L185 169H183L182 168V165H183V162H184V160H185V158H186V154H185V149H186V151L188 150V147L186 148V146L188 145L189 146V143L187 144L186 142V146L185 145H182V144H179V145H182V146H179L178 148H176L177 150V156H176V159H175V161H177V163H178V168L175 170V169H173V168H171V169H173V170H175L174 172H168V173H170V175L169 176H166V175H164V173L163 174H160V175H158V181L157 180H155V181H157V183H159V184H162V183H168V186H170V188H169V191H167V190H162V191H160L159 189H158V184L157 183H154V182H151V181H149V180H151V179H149L148 181L146 180L145 181V179H143L142 177H140V175L141 176H143L142 174V172H144V170L141 172L142 174H139V176H137L136 177V179H134L135 180V183H133L132 184V182L131 183H128L127 181L126 182H124V186H122V185H120V184H117V182H114V183H116V185L114 186V188H113V191H114V196H115V198H117L116 200H118V209H119V211L121 210V212L123 213V215H124V212L122 211V210H125L126 208H127V213H129L128 215L130 216V218H128L129 220V222H131V221H133V223L134 222H136L137 224H139V221L140 220H142V219H140V218H142L141 216H143L144 215V213H145V211H147V210H151V209H154V207H156V204L158 205V204H162V206L161 207H159V210L157 209H155V210H149L150 211V214H151V220H153L152 218H155V221H152L153 222V226H152V224H151V226L153 227H151L150 226V228L151 229H154V230H151L152 232L153 231H155V232H158L157 234H156V236H157V238H160L161 239V242H162V239L164 240V241H166V243H167V241H169L171 238L172 239H174V241H176V242H174L173 243V247L174 248H177L178 246H183L184 247V240L187 238V237H184V233H183V229L184 228H187V224H192V222L194 223V225H195V223H196V225L194 226V228L191 230V232H190V230H189V235H190V233H192L193 235H195V236H192V234H191V237H193V241H194V244L193 245H195L196 247H197V249H198V247L200 248V247H202V250L200 249V251H202V253L204 252L203 251V249L205 248L204 246L206 245V243L204 242V241H206L205 239H208L207 237H205L206 235L208 236H210V235H213L214 237H215V235L216 234H210V233H208V234H206V233H203V232H201V230H203L204 228L203 227H205V228H207V226L208 225H205V226H203L204 224V222L206 223V220H211L212 222L213 221H216L217 223H220L221 224V226H223L224 224H223V221H224V219H231V221H233V224L235 223L234 221L236 220V219H238V217H244V218H247L249 215H250V213H255L256 215H257V217H263L264 218V93H263V103H261L262 102V100H261V102L259 101V98L261 97L260 95H259V90L261 89V92H260V94L262 95V91L264 92V85L262 86V87H259L260 89L258 90V88L256 87V86H259L261 83H257L260 79L259 78H261L260 77V75L258 76V74H259V71H257V69H256V67H255V65H257V68L259 69H261V67H259L258 66V64H256L257 62H262V61H259V60H257V62L256 61H254V62H256L255 64H252V59L250 60V59H248L249 57H250V55H248L249 57H247V54H245L246 55V57H247V59L248 60H250L251 61V63H249L248 61H246L247 59L245 58V57H243V55H242V52H240V55L242 56V58H241V56H240V59H238L239 57H237L238 55L236 54V55H233V53H232ZM243 51L245 52L246 50H245V48L243 49ZM253 52H254V50H252ZM251 51V52H252ZM168 52V51H167ZM186 52V51H185ZM196 52V51H195ZM205 52V51H204ZM203 52V53H204ZM208 52V51H207ZM223 52V51H222ZM221 52V53H222ZM235 52H236V50H235ZM247 53H248V51H246ZM256 52V51H255ZM254 52V53H255ZM258 52V51H257ZM256 52V53H257ZM261 52V51H260ZM259 52V53H260ZM115 53V52H114ZM144 53H145V51H144ZM187 53V52H186ZM236 53H238V52H236ZM250 53V52H249ZM253 53V54H254ZM256 53L254 54V55H256ZM263 52H261V54H262ZM104 54V53H103ZM167 54V53H166ZM175 53H173V55H174ZM196 54V53H195ZM212 54V53H211ZM106 55V54H105ZM104 55V56H105ZM135 51H134V57H135ZM187 55V54H186ZM210 55V54H209ZM222 55V54H221ZM244 55V56H245ZM253 55V56H254ZM259 55V54H258ZM79 56V55H78ZM77 56V57H78ZM97 56V55H96ZM122 56V55H121ZM144 56V55H143ZM148 56H150V55H148ZM162 56V55H161ZM175 56V55H174ZM196 56V55H195ZM204 56V55H203ZM203 56L201 57L202 59H203ZM217 56H220L219 54L217 55ZM264 56V55H263ZM176 57V56H175ZM190 57V56H189ZM198 57H200V56H198ZM207 57H209V56H207ZM146 58H147V56H146ZM251 58V57H250ZM253 58V57H252ZM70 59V58H69ZM78 59H79V57H78ZM77 59V60H78ZM137 59V58H136ZM152 59V58H151ZM156 59V58H155ZM198 59H200V58H198ZM209 59H211V56H210V58ZM244 59H246L245 61H243ZM258 59H259V57H258ZM261 59H262V57H261ZM71 60V59H70ZM74 60V57L72 58V61ZM75 60H76V58H75ZM82 60V59H81ZM113 60V59H112ZM119 60V59H118ZM147 60H149V59H147ZM161 60V59H160ZM180 60V59H179ZM201 60V59H200ZM204 60H205V62H206V59H205V57H204ZM208 60V59H207ZM214 60H216V59H214ZM264 60V59H263ZM72 61H69V62H72ZM74 62V61H73ZM87 62V61H86ZM90 62V61H89ZM145 62H147V61H145ZM144 62V63H145ZM149 62H151V61H149ZM159 62V61H158ZM168 62V61H167ZM176 62H177V60H176ZM193 62V61H192ZM198 62V61H197ZM215 63L217 62V61H214ZM253 62V63H254ZM75 64H76V61L74 62ZM74 63H73V65H74ZM77 63L78 64H76V70H75V73H76V71H80L81 70V68H83L82 66H80V64H79V61H77ZM115 63V62H114ZM131 63V62H130ZM159 63H161V61L159 62ZM163 63H164V65H165V62L163 61ZM169 63V62H168ZM173 63H175V62H173ZM214 63V64H215ZM264 63V61L261 63V64H263ZM67 64V63H66ZM72 64V63H71ZM92 64V63H91ZM133 64V63H132ZM171 64V63H170ZM192 64V63H191ZM210 64V63H209ZM70 65V64H69ZM82 65V64H81ZM104 65V64H103ZM109 65V64H108ZM167 65H169V64H167ZM251 65H253L254 67H255V70L257 71L256 73H258L257 74V76L259 77V78H257V82H256V73H255V70H254V68H252L253 66H251ZM84 66V65H83ZM158 64L156 65V70H159V69H157L158 67ZM179 66V65H178ZM192 66V65H191ZM264 66V65H263ZM74 67V68H75ZM87 67V66H86ZM111 67V66H110ZM113 67V66H112ZM111 67V68H112ZM137 67H139V65L137 66ZM150 67V66H149ZM148 67V68H149ZM159 67H161V66H159ZM195 67V68H194ZM217 69H218V64H217ZM93 68V67H92ZM92 68H89V69H92ZM141 68V67H140ZM163 68V67H162ZM171 68H172V66H171ZM220 68V67H219ZM84 69V68H83ZM88 69V70H89ZM115 69V68H114ZM155 69V68H154ZM161 69V68H160ZM165 69V68H164ZM168 70H171V69H169V68H167ZM174 69H177V68H174ZM101 70V69H100ZM139 70V69H138ZM166 70V69H165ZM167 70V71H168ZM216 70V69H215ZM262 70V69H261ZM90 71V70H89ZM116 71V70H115ZM146 71V70H145ZM152 71V70H151ZM177 71V70H176ZM189 70H188V72H190ZM220 71V70H219ZM218 70H216V72L218 73L219 72ZM262 71H264V70H262ZM262 71H260V73H262ZM74 72V71H73ZM146 72H148V71H146ZM172 73H170L169 72V74H172V76H173V71H171ZM177 72H179V70L177 71ZM102 73V72H101ZM100 73V74H101ZM104 73H106V72H104ZM114 73V72H113ZM135 73V72H134ZM154 73V72H153ZM153 73L151 74L152 76H153ZM165 73H166V71H165ZM187 73V72H186ZM191 73V72H190ZM253 73H255V75L253 74ZM79 74H80V72H79ZM168 74V75H169ZM174 74H176V76L175 77H177V73H175V71H174ZM188 74V73H187ZM213 74H215V75H213ZM76 75V74H75ZM78 75V74H77ZM117 75V74H116ZM132 75V74H131ZM130 75V76H131ZM144 75V74H143ZM147 75V74H146ZM158 75V74H157ZM165 75V74H164ZM188 75H190V74H188ZM192 75V74H191ZM255 77H254V76ZM82 75H80V77H81ZM83 76H85V75H83ZM118 76V75H117ZM163 76V75H162ZM179 76H180V74L178 75V77L177 78H175V82L173 81L172 83H173V85L172 84H170L171 82H169V81H167V79H172V77H169V78H167V79H165L166 80V82H168L169 84H170V86H172L171 88H172V92H171V89L169 88V85L167 86L168 87V89H170V92L169 93H167L166 94V96H169V97H167L166 99H165V104H166V102H167V104H168V106H169V109L171 110V112H168V113H165V114H163V115H165V116H161V114L162 113H164V112H161V110L159 111V112H157L156 113V109L154 108V107H149V110H146L147 109V107H146V109H145V105H143L144 104V101H145V104H146V101L148 100V98L145 96V98H147L146 100H144L143 101V99H142V101H140L139 100V102H143V106H140L141 104L139 103V102H137L138 104H140V105H137V109L135 110V112L138 110V113L136 112V114H138V116L136 115V117H139V119H137L135 116V121H134V127L133 126H129L128 128L126 127V129L125 128H123V131L121 130V129H117V128H114V130H112L109 134H107V136L106 137H102L103 138V142L100 144V146H97L99 143L98 142H96L95 141V139L96 138H94V140H93V142L95 141V143H96V145L95 144H93V147H94V145H95V147L98 149V148H101V150H103V153H104V155H106V157H108V159H109V157H111V158H114V157H116V159L118 158L117 156H119V155H121L122 157H123V155H124V152H126V151H122L123 150V148H122V146L124 145H121V146H119V144L117 145V143L118 142H116V140L118 139V138H121L123 135H125L126 136V141H131L130 140V138H128L127 139V137L130 135L129 133H131V132H134V131H131L133 128H135V131H136V133H134V134H136L137 135V132H139L140 130H143L144 128H146V130L149 128V127H151L152 129H154L155 130V133L157 132L156 130V128L158 127V128H161V127H159V126H162L163 124L164 125H167V127H168V125H170V124H175V125H177V123H181V124H184V123H187L185 120L186 119H183L182 118V116L180 115V117L176 114V113H174L175 111L173 110V109H171V108H174L175 106V103H177L176 102V95H177V97L178 96H180V94H177L178 93V90H182L183 89V86L181 85L182 84V81H184V80H182L181 81V79L182 78H184V77H182V76H180V77H182L181 79L179 78ZM220 76H221V74H220ZM262 76V75H261ZM264 76V75H263ZM262 76V77H263ZM77 77L78 76H76V79H77ZM103 77V76H102ZM155 77V76H154ZM165 77H168V76H165ZM165 77H162V78H165ZM193 77H191V79L192 80H194L193 79ZM87 78H88V76H87ZM86 78V79H87ZM95 78V77H94ZM93 78V79H94ZM104 78V77H103ZM116 78V77H115ZM117 78H119V77H117ZM130 78V77H129ZM137 78V77H136ZM90 79V78H89ZM92 79V78H91ZM96 79V78H95ZM100 79V78H99ZM102 79V78H101ZM107 79V78H106ZM128 79V78H127ZM151 79V78H150ZM161 79V78H160ZM190 79V78H189ZM188 79V80H189ZM259 79V80H258ZM262 79H264V78H262ZM261 79V80H262ZM85 80V79H84ZM114 80V79H113ZM120 80H122V79H120ZM125 80V79H124ZM135 80V79H134ZM146 80H148V79H146ZM145 80V81H146ZM165 80H163L162 82H164ZM186 80V79H185ZM75 81V80H74ZM74 81H73V83H74ZM77 81V80H76ZM85 81H88V80H85ZM90 81V80H89ZM94 81V80H93ZM103 81V80H102ZM104 81H105V79H104ZM119 81V80H118ZM123 81V80H122ZM154 81V80H153ZM152 81V82H153ZM171 81V80H170ZM62 82V81H61ZM78 82V81H77ZM127 82V81H126ZM147 82V81H146ZM166 82H164V83H166ZM192 83H193V81H191ZM258 84V85H255L256 83ZM261 82V81H260ZM263 82V81H262ZM79 83V82H78ZM82 83H83V80H82ZM85 83V82H84ZM90 83H91V81H90ZM94 83H97V82H94ZM103 83V82H102ZM121 83V82H120ZM131 83H132V78H131ZM130 83V84H131ZM77 84V83H76ZM86 84H88V82L86 83ZM98 84H100L99 82H98ZM108 84V83H107ZM117 84H119V83H117ZM130 84L128 85V86H130ZM137 84V83H136ZM142 84V83H141ZM160 84V83H159ZM163 84V83H162ZM161 84V85H162ZM262 84H264V82L262 83ZM85 85V84H84ZM89 85V84H88ZM95 85V84H94ZM104 85H105V83H104ZM132 85H134L133 83H132ZM131 85V86H132ZM140 85V84H139ZM166 85H167V83H166ZM182 86V89L180 88L181 86ZM193 85V84H192ZM195 85V84H194ZM197 85H195L196 87H198ZM57 86V85H56ZM101 86V85H100ZM111 86V85H110ZM113 86V85H112ZM111 86V87H112ZM130 86V87H131ZM186 86H188V84L186 85ZM185 86V87H186ZM261 86V85H260ZM74 87V86H73ZM106 87V86H105ZM114 87V86H113ZM116 87V86H115ZM129 87V88H130ZM138 87V86H137ZM163 87V86H162ZM193 88H194V86H192ZM195 87V88H196ZM200 87H198V88H200ZM71 88V87H70ZM81 88V87H80ZM124 88V87H123ZM126 88V87H125ZM132 88V87H131ZM136 88V87H135ZM159 88V87H158ZM157 88V89H158ZM161 88V87H160ZM190 88V87H189ZM56 89V88H55ZM78 89V88H77ZM83 89H84V87H83ZM94 89V88H93ZM102 89V88H101ZM108 89V88H107ZM115 89V88H114ZM138 89V88H137ZM143 89V88H142ZM75 90H76V88H75ZM92 90V89H91ZM94 90H96V88L94 89ZM106 90V89H105ZM109 90H111V89H109ZM113 90V89H112ZM125 90V89H124ZM126 90H128L127 88H126ZM151 90V89H150ZM159 90V89H158ZM157 90V91H158ZM165 90V89H164ZM185 90H186V88H185ZM184 90V91H185ZM199 90V89H198ZM197 90V91H198ZM205 90H203L204 92H206ZM56 92H57V90H55ZM55 91H53V93L55 92ZM73 91V90H72ZM83 91H85V89L83 90ZM133 91H135V90H133ZM139 91V90H138ZM168 91V90H167ZM196 91V90H195ZM79 92H80V90H79ZM94 92V91H93ZM102 92H103V90H102ZM107 92V91H106ZM115 92V91H114ZM120 92V91H119ZM126 92V91H125ZM146 92V91H145ZM153 92V91H152ZM151 92V93H152ZM166 92V91H165ZM187 92V91H186ZM189 92V91H188ZM187 92V93H188ZM191 92V91H190ZM189 92V93H190ZM58 93V92H57ZM83 93V92H82ZM98 93H99V91H98ZM108 93V92H107ZM112 93V92H111ZM122 93V92H121ZM128 93V92H127ZM133 93V92H132ZM137 93V92H136ZM143 93V92H142ZM141 93V94H142ZM185 93V92H184ZM73 94V93H72ZM75 95H76V93H74ZM100 94V93H99ZM124 94V93H123ZM169 94V95H168ZM171 94V95H170ZM181 94H182V91H181ZM191 94V93H190ZM202 94V93H201ZM206 94H207V92H206ZM78 95H79V93H78ZM94 95V94H93ZM98 95V94H97ZM102 95H103V93H102ZM120 96H121V94H119ZM138 95V94H137ZM145 95V94H144ZM152 95V94H151ZM151 95H149V96H151ZM155 95H156V93H155ZM183 95V94H182ZM187 95V94H186ZM195 95H196V93H195ZM111 96H113L114 97V94L113 95H111ZM127 96V95H126ZM140 96V95H139ZM139 96H138V98H139ZM154 96V95H153ZM163 97H165V95H162ZM160 97L159 99L161 100V98H163V97ZM189 96V95H188ZM203 96V95H202ZM103 97V96H102ZM106 97V96H105ZM129 97H131V96H129ZM137 97V96H136ZM143 96H141V98H142ZM152 97V96H151ZM199 97H201V96H199ZM204 98L206 97V95L205 96H203ZM54 98V97H53ZM59 98V97H58ZM75 98V97H74ZM104 98V97H103ZM103 98H101L102 99V102H103ZM107 98H109V95H108V97ZM106 98V99H107ZM122 98V97H121ZM132 98V97H131ZM155 98H156V96H155ZM187 98V97H186ZM192 98V97H191ZM204 98H202V99H204ZM77 99V98H76ZM78 99H79V97H78ZM112 99V98H111ZM125 99V98H124ZM128 99V98H127ZM126 99V100H127ZM130 99V98H129ZM184 100L183 101H185L186 99H185V97L183 98ZM196 99V98H195ZM194 99V100H195ZM200 99V98H199ZM105 100V99H104ZM109 100H110V98H109ZM153 100V99H152ZM156 100H158V98H156ZM160 100H158V101H160ZM163 100V99H162ZM178 100V99H177ZM207 100L205 101V99L203 100L204 101V104H205V102H207ZM74 101V100H73ZM78 101V100H77ZM125 101V100H124ZM186 101H188V100H186ZM185 101V103L187 104V102ZM110 102H111V100H110ZM109 102V103H110ZM115 102H117V101H115ZM131 102V101H130ZM154 102H156V103H158L157 101H154ZM154 102H152V103H154ZM189 102H191V101H189ZM199 103V100L198 101H194V106L193 107H196L195 105H197L198 103ZM75 103H76V101H75ZM80 103V102H79ZM114 103V102H113ZM124 103H126V102H124ZM148 103H149V101H148ZM150 103H151V99H150ZM163 103H164V101H163ZM182 103V102H181ZM184 103V104H185ZM201 104H202V102H200ZM199 103V104H200ZM208 103V104H209ZM256 103V104H255ZM72 104H74V103H72ZM112 104V103H111ZM115 104V103H114ZM130 104V103H129ZM159 104V103H158ZM192 104V103H191ZM200 104V105H201ZM203 104V105H204ZM207 104V103H206ZM207 104V106H210V105H208ZM254 104V105H253ZM77 105V104H76ZM102 105V104H101ZM125 105V104H124ZM149 105V104H148ZM154 105V104H153ZM152 105V106H153ZM162 105V104H161ZM161 105H160V107H161ZM180 105V104H179ZM73 106V105H72ZM103 106V105H102ZM109 106V105H108ZM126 106H128V104L126 105ZM139 106V107H138ZM149 106H151V105H149ZM158 105H156L155 104V107H157ZM163 106V105H162ZM166 106V105H165ZM168 106H167V108H168ZM174 106V107H173ZM176 106H178V105H176ZM198 107H199V105H197ZM250 106H252L251 108H250ZM74 107V106H73ZM72 107V108H73ZM77 107H78V105H77ZM80 107V106H79ZM82 107V106H81ZM105 107H107V106H105ZM117 107V106H116ZM115 107V108H116ZM131 107V106H130ZM159 107V106H158ZM171 107V108H170ZM180 107V106H179ZM185 107V106H184ZM192 107V108H193ZM111 108V107H110ZM150 108H152V109H150ZM162 108V107H161ZM166 108V107H165ZM187 108V107H186ZM185 108V109H186ZM200 108H201V106H200ZM78 109V108H77ZM76 109V110H77ZM102 109V108H101ZM127 109V108H126ZM181 109H182V105H181ZM181 109H180V111H181ZM189 109V108H188ZM188 109H186V110H188ZM73 110V109H72ZM75 110V111H76ZM104 110V109H103ZM108 110V109H107ZM121 110V109H120ZM124 110V109H123ZM129 109H127V111H128ZM176 110V109H175ZM110 111V110H109ZM115 111H116V109H115ZM146 111H149V112H154L155 111V113L156 114H158V113H160L161 112V114H158L157 116L155 115V113H153L154 114V116L152 115V113H150L151 115H150V117L148 116L149 114H147V112ZM174 111V112H173ZM177 111V110H176ZM73 112V111H72ZM82 112V111H81ZM102 112V111H101ZM114 112V111H113ZM122 112V111H121ZM146 112V113H145ZM179 112V111H178ZM182 112H183V109H182ZM185 112V111H184ZM67 113V112H66ZM108 113V112H107ZM191 113H187V114H191ZM76 114V113H75ZM74 114V115H75ZM83 114V113H82ZM81 114V115H82ZM105 114V113H104ZM110 114V113H109ZM112 114V113H111ZM115 114V113H114ZM120 114V113H119ZM124 114V113H123ZM126 114H128V116H131V115H133L132 113H130V110L126 113ZM125 114V115H126ZM185 114V113H184ZM184 114H182V115H184ZM66 115V114H65ZM122 115V114H121ZM120 115V116H121ZM160 115V116H159ZM106 116H107V114H106ZM120 116H118V118L120 117ZM127 116V115H126ZM127 116V117H128ZM78 117H79V115H78ZM88 117V116H87ZM107 117H109V116H107ZM114 117V116H113ZM117 117V116H116ZM134 117H131V118H134ZM90 118V117H89ZM88 118V119H89ZM122 118V116L120 117V119ZM124 118H126V117H124ZM130 118V117H129ZM191 118V119H190ZM74 119H76V118H74ZM102 119V118H101ZM109 119H111V118H109ZM119 119V120H120ZM100 120V119H99ZM96 120H94L93 122H95ZM75 122H76V120H75ZM86 122V121H85ZM101 122H103V120H101ZM104 122H105V120H104ZM111 122H112V120H111ZM119 122H121V121H119ZM123 122V121H122ZM90 123V122H89ZM88 123V124H89ZM130 123H132L131 121H130ZM201 123H207V125H206V127L205 128H202V126H201ZM100 124V123H99ZM108 124H109V122H108ZM112 124V123H111ZM129 124V123H128ZM127 124V125H128ZM181 124L179 125L180 127H181ZM76 125V124H75ZM78 125V124H77ZM98 125V124H97ZM114 125H116V124H113V126ZM130 125V124H129ZM133 125V124H132ZM171 125V126H172ZM174 125V126H175ZM184 125H186V124H184ZM184 125H182V127L184 126ZM204 125V126H205ZM99 127L101 126V124L100 125H98ZM103 126H106V125H103ZM121 126V125H120ZM188 126H186V128L188 127ZM219 126V127H218ZM222 126V127H221ZM77 127V126H76ZM107 127V126H106ZM108 127H109V125H108ZM148 127V128H147ZM176 127V126H175ZM177 127H178V125H177ZM181 127V128H182ZM215 127H217L218 129H215ZM96 128H98V127H96ZM103 128V127H102ZM101 128V129H102ZM112 129H113V127H111ZM163 128H165L164 126H163ZM186 128H183V129H186ZM210 129V133L208 132V129ZM105 129V128H104ZM103 129V130H104ZM110 129V128H109ZM116 129V130H115ZM125 129V130H124ZM131 129V130H130ZM166 129V128H165ZM179 129V128H178ZM203 129H206V130H203ZM102 130V131H103ZM134 130V129H133ZM149 130H150V128H149ZM168 130V129H167ZM100 131V130H99ZM107 130L105 129V132H106ZM144 131H145V129H144ZM143 131V132H144ZM175 131V130H174ZM187 131V130H186ZM104 132V131H103ZM109 132V131H108ZM107 132V133H108ZM148 132V131H147ZM146 132V133H147ZM152 132V131H151ZM154 132V131H153ZM158 132H159V130H158ZM163 132V131H162ZM167 132V131H166ZM179 132V131H178ZM177 132V134H176V136L178 135V134H180V133H178ZM180 132H182L181 130H180ZM93 133H96L97 134V130L95 131V132H93ZM120 133L122 134V133H124L122 136H120L119 137V135H120ZM140 133V132H139ZM172 134H173V131L171 132ZM6 134V133H5ZM147 134H149V133H147ZM157 134V133H156ZM159 134H162V133H159ZM188 134V133H187ZM187 134H185L184 133V135H187ZM93 135H95V134H93ZM101 135V134H100ZM103 135V134H102ZM105 135V134H104ZM138 135H141V133L140 134H138ZM150 135H152V133L150 134ZM154 135V134H153ZM166 135V134H165ZM181 135V134H180ZM183 135V134H182ZM2 136H4V135H2ZM92 136V135H91ZM143 136V135H142ZM172 136V135H171ZM171 136H170V138H171ZM174 136H175V133H174ZM5 137V136H4ZM98 137V136H97ZM100 137V138H101ZM137 137V136H136ZM135 137V138H136ZM152 137V136H151ZM160 137H161V135H160ZM159 137V138H160ZM169 137V136H168ZM181 137V136H180ZM188 137H189V134H188ZM187 137V138H188ZM6 138V137H5ZM15 138V137H14ZM100 138H99V140H100ZM123 138V137H122ZM141 138V137H140ZM150 138V137H149ZM167 138V137H166ZM175 138V137H174ZM185 138H186V136H185ZM91 139V138H90ZM125 139V138H124ZM146 139V138H145ZM151 139V138H150ZM153 139V138H152ZM164 139V138H163ZM5 140V139H4ZM8 140H10V138L8 139ZM7 140V141H8ZM13 140V139H12ZM98 140V141H99ZM119 140H121V139H119ZM142 140V139H141ZM172 140V139H171ZM177 140V142H179L180 140L179 139H176ZM179 140V141H178ZM186 140V139H185ZM118 141V140H117ZM169 141V140H168ZM175 141V140H174ZM17 142V141H16ZM91 142V141H90ZM124 143H125V141H123ZM135 142V141H134ZM133 142V143H134ZM142 142H144V141H142ZM158 142V141H157ZM157 142H156V144H157ZM160 143H163V142H161V141H159ZM5 143V142H4ZM9 143V142H8ZM12 143V142H11ZM18 143V142H17ZM119 143H120V141H119ZM121 143H122V141H121ZM128 143V142H127ZM139 143V142H138ZM147 143V142H146ZM145 143V144H146ZM160 143H158V145L160 144ZM171 143V142H170ZM169 143V144H170ZM198 143H200V142H198ZM2 144V143H1ZM13 144H16V143H13ZM88 144H90V143H88ZM126 144V143H125ZM132 144V143H131ZM137 144V143H136ZM140 144H141V142H140ZM151 144V143H150ZM165 144V143H164ZM163 144V147H165V145ZM176 144V143H175ZM200 144H202V146H203V143H200ZM200 144H198L199 146H197V147H201L200 146ZM3 145V144H2ZM17 145V144H16ZM76 145H77V143H76ZM128 145H130L129 143H128ZM128 145H124L125 146V148H126V146H128ZM139 145V144H138ZM148 145H149V143H148ZM166 145H167V143H166ZM171 145V144H170ZM169 145V146H170ZM193 145V146H194ZM4 146H6V145H4ZM3 146V147H4ZM11 146V145H10ZM14 146V145H13ZM92 146V145H91ZM91 146H89V147H91ZM140 146V145H139ZM146 146V145H145ZM172 146V145H171ZM171 146H170V148H171ZM191 144H190V146H189V148L191 149ZM8 147V146H7ZM16 147V146H15ZM18 147V146H17ZM95 147H94V149H95ZM130 147V146H129ZM128 147V150H131V148H129ZM132 147H133V145H132ZM136 147V146H135ZM142 147V146H141ZM149 147V146H148ZM160 147V146H159ZM166 147H168V146H166ZM173 147V146H172ZM194 147V148H195ZM1 148V147H0ZM6 148V147H5ZM124 148V149H125ZM145 148V147H144ZM143 148V149H144ZM161 148V147H160ZM169 148V149H170ZM193 148V147H192ZM7 149V148H6ZM15 149V148H14ZM91 149V148H90ZM96 149V150H97ZM140 149L141 148H139L138 150L140 151ZM142 149V152L144 151ZM146 149V148H145ZM148 149V148H147ZM161 149H164V148H161ZM196 149V148H195ZM201 149V148H200ZM207 149H209V148H207ZM5 150V149H4ZM92 150H93V148H92ZM95 150V155L97 154L96 152H98V151H96ZM98 150H100V149H98ZM100 150V151H101ZM125 150H127V148L125 149ZM137 150V149H136ZM168 150V149H167ZM167 150H165V151H167ZM198 150V149H197ZM203 150V149H202ZM206 150V149H205ZM0 151H1V149H0ZM7 151V150H6ZM85 151V150H84ZM90 151V150H89ZM135 151V150H134ZM160 151V150H159ZM171 151V150H170ZM174 151V150H173ZM192 150H190V152H191ZM195 150H193L192 152H194ZM210 150H208V152H209ZM211 151V152H212ZM8 153H9V151H7ZM6 152V153H7ZM12 152V151H11ZM14 152H16V151H14ZM86 152V151H85ZM91 152V151H90ZM132 151H130V154L129 153H127L129 156L132 154L131 153ZM169 152V151H168ZM211 152H209V153H211ZM5 153V152H4ZM3 153V154H4ZM74 153V152H73ZM91 153H93V152H91ZM100 153V152H99ZM98 153V154H99ZM126 153H125V155H126ZM135 153H137V152H134V154ZM147 153V152H146ZM145 153V154H146ZM149 153H150V151H149ZM166 153V152H165ZM187 153V152H186ZM198 153V152H197ZM201 153H202V151H201ZM208 153V154H209ZM1 154V153H0ZM11 154H13V153H11ZM10 154V155H11ZM87 154V153H86ZM85 154V155H86ZM90 154V153H89ZM89 154H87V155H89ZM139 154V153H138ZM137 154V155H138ZM148 154V153H147ZM152 154V153H151ZM154 155H155V153H153ZM162 154H164V153H162ZM190 154H192V153H190ZM189 154V155H190ZM196 155V152L195 153H193V155ZM94 155V156H95ZM114 155H116V156H114ZM133 155V154H132ZM136 155V154H135ZM150 155V154H149ZM171 155V154H170ZM192 155V156H193ZM207 155V154H206ZM5 156V155H4ZM93 156V157H94ZM101 155L99 154L98 155V157H100ZM128 156V157H129ZM134 156V155H133ZM133 156H130V157H133ZM158 156V155H157ZM160 156V155H159ZM166 156H169L168 155V153H166ZM187 156H188V153H187ZM197 156V155H196ZM89 157V156H88ZM92 157V156H91ZM97 157V156H96ZM103 157V156H102ZM137 157V159L136 160H141L144 164H146L147 162L149 163V161H150V159L148 158V156H146V155H138V156H136ZM154 157V156H153ZM162 157V156H161ZM160 157V158H161ZM174 157H175V155H174ZM190 157H191V155H190ZM190 157H189V159H190ZM209 157V158H210ZM8 158V157H7ZM126 158V157H125ZM163 158H166L167 159V157H164L163 156ZM194 158V157H193ZM198 158V157H197ZM243 158L245 159V160H247L246 162H248V164H249V166H246V163H245V161L243 160ZM77 159V158H76ZM90 159V158H89ZM96 159V158H95ZM97 159H99V158H97ZM101 159V158H100ZM162 159V158H161ZM168 159H170V158H168ZM173 159V160H174ZM3 160V159H2ZM1 160V162H0V169L2 170V168H7V170H9V169H16L17 171H19L20 172V178H22L24 181H26V182H28V183H31L32 185H35V183L36 184H38V187L40 188V186H42V187H45L44 189H45V191L48 193V191H50V184H49V179H48V174L46 173V175L45 176H43V177H45V178H38V176H36V174L34 175L30 170H28V169H26V168H24L25 167V165L23 166V168H22V166L20 167L19 165H18V163L17 162H15V160H12V159H10V157H9V159H5V160H3L2 161ZM19 161H20V159H18ZM18 160H16V161H18ZM106 160V159H105ZM118 161H119V158L117 159ZM126 160H128V158H126ZM130 161H131V159H129ZM149 160V161H148ZM156 160V159H155ZM157 160H158V158H157ZM156 160V161H157ZM164 160V159H163ZM172 159H171V161H173ZM194 160H195V158H194ZM202 160H204V159H202ZM206 160V159H205ZM204 160V161H205ZM207 160H209L208 159V157H207ZM92 161V160H91ZM94 161V160H93ZM96 161V160H95ZM98 161V160H97ZM112 161V160H111ZM114 161V160H113ZM160 161V160H159ZM168 161V160H167ZM174 161V162H175ZM186 161V160H185ZM188 161H193V160H188ZM22 162V161H21ZM20 162V163H21ZM84 162V161H83ZM122 162V161H121ZM120 162V163H121ZM134 162H136V161H134ZM138 162V161H137ZM154 162V161H153ZM163 162V161H162ZM161 162V163H162ZM170 162V161H169ZM203 162V161H202ZM19 163V164H20ZM70 163H72V162H70ZM69 163V164H70ZM74 163H76V162H74ZM73 163V164H74ZM103 163V162H102ZM139 163H141V162H139ZM150 163H152V162H150ZM159 163V162H158ZM161 163H160V165H161ZM164 163H165V161H164ZM172 163V162H171ZM187 163V162H186ZM189 163V162H188ZM197 163V162H196ZM201 163V162H200ZM97 164V163H96ZM156 164V163H155ZM173 164V163H172ZM176 164V163H175ZM190 164V163H189ZM193 164V163H192ZM192 164H191V166H192ZM247 164V165H248ZM18 165V166H17ZM30 165V164H29ZM102 165V164H101ZM140 166L142 165V164H139ZM167 165H168V163H167ZM28 166V165H27ZM72 166V165H71ZM138 166V165H137ZM148 166V165H147ZM146 166V167H147ZM166 166V165H165ZM169 166V165H168ZM184 166V165H183ZM187 165L185 164V167H186ZM195 166V164H193V167ZM196 166H198V164L196 165ZM240 166H242V168L241 169H238V167H240ZM18 167V168H17ZM75 167V166H74ZM79 167V166H78ZM143 167V166H142ZM150 167V166H149ZM155 167V166H154ZM153 167V168H154ZM156 167H157V165H156ZM171 167V166H170ZM174 167V166H173ZM189 167V166H188ZM225 167H229L228 169H230V173H229V170L228 169H225L226 171L228 170V172L224 175V176H222L221 178L219 177V173H220V171L222 170V169H224ZM72 168V167H71ZM77 168V167H76ZM75 168V169H76ZM101 168V167H100ZM99 168V171L101 170ZM144 168V167H143ZM143 168H141V169H143ZM148 168V167H147ZM237 168V169H236ZM243 168H245V170H242ZM31 169V168H30ZM70 169V168H69ZM95 169H98V167L97 168H95ZM150 169V168H149ZM158 169V168H157ZM199 169V168H198ZM50 170V169H49ZM55 170V169H54ZM74 170V169H73ZM80 170H81V168H80ZM154 170H156V169H154ZM153 170V172L154 173H156L155 171ZM161 170H164L163 168L161 169ZM196 170V169H195ZM231 170H233V172H238L239 170V173L238 174H241L240 175V177L242 176V175H245V172H246V174H247V177H244L245 179L246 178H248L249 179V181H251L250 182V184H248L249 182L247 181V185H249V186H247L246 184H245V182H246V180L245 179H240L238 176V174H236V173H234V176H236V177H238V178H236L237 180H236V182L238 181V180H240V181H238V183H236V184H234L235 182H233V184H231L232 182L230 181L229 182V180H228V177H227V179H226V177L225 176H228V175H230L231 174ZM235 170V171H234ZM241 170L242 171H245V172H241ZM98 171V170H97ZM151 171H152V169H151ZM158 171H159V169H158ZM70 172V171H69ZM79 172V171H78ZM137 172V171H136ZM139 172V171H138ZM152 172V173H153ZM224 172V171H223ZM232 172V173H233ZM105 173V172H104ZM147 173V172H146ZM151 173V172H150ZM160 173H162V172H160ZM12 174H14V173H12ZM144 174H145V172H144ZM10 175V174H9ZM74 175V174H73ZM72 175V176H73ZM76 175H77V173H76ZM115 175V174H114ZM135 175H138V174H135ZM155 175V174H154ZM238 175V176H237ZM1 176V175H0ZM8 176V175H7ZM6 176V177H7ZM89 176V175H88ZM87 176V177H88ZM97 176V175H96ZM121 176V175H120ZM147 176V175H146ZM153 176V175H152ZM231 176H232V174H231ZM246 176V175H245ZM9 177H11V175L9 176ZM17 177V176H16ZM76 177V176H75ZM78 177V176H77ZM86 177V176H85ZM105 177H107V176H105ZM144 177V176H143ZM148 177V176H147ZM155 177H156V175H155ZM13 178V177H12ZM11 178V179H12ZM18 178H19V176H18ZM17 178V179H18ZM80 178V177H79ZM89 178V177H88ZM101 178V177H100ZM149 178V177H148ZM147 178V179H148ZM232 179H233V176L231 177ZM1 179V178H0ZM78 179V178H77ZM86 178H84V180H85ZM117 179V178H116ZM154 179V178H153ZM152 179V180H153ZM156 179V178H155ZM218 179V180H217ZM229 179H230V176H229ZM2 180V179H1ZM13 180V179H12ZM51 180V182H52V179H50ZM100 180V179H99ZM132 180V179H131ZM242 180L244 181L245 180V182H243L242 183ZM14 181V180H13ZM12 181V182H13ZM23 181V182H24ZM82 182L81 183H83V185L85 184H87V183H85V181L83 182V180H81ZM87 182L88 181H90L89 179L88 180H86ZM113 181V180H112ZM235 181V180H234ZM253 181V182H252ZM74 182V181H73ZM96 182V181H95ZM108 182H110V180H108ZM107 182V183H108ZM1 183V182H0ZM92 183V182H91ZM106 183V184H107ZM165 183V184H166ZM6 184V183H5ZM8 184H10V183H8ZM15 184H17V183H15ZM21 184V183H20ZM26 184V183H25ZM30 184V185H31ZM68 184H69V181H68ZM104 184V183H103ZM102 184V185H103ZM109 184V183H108ZM107 184V185H108ZM112 184V183H111ZM32 185H31V188H32ZM106 185V186H107ZM126 185V186H125ZM143 185H146V186H148L146 189H139V188H137L136 186H138V187H141V186H143ZM1 186H3V185H1ZM54 186H56V185H54ZM67 186V185H66ZM80 186V181H76L74 184H73V188L72 189H74V190H76L77 188H80L79 187ZM88 186V190H92V188H93V186L94 185H91L90 184V186L89 185H87ZM127 186H131L132 187V191H126V188L125 187H127ZM11 187V186H10ZM22 187V186H21ZM23 187H25L24 185H23ZM30 187V186H29ZM37 187V188H38ZM104 187H105V185H104ZM108 187V186H107ZM111 187H113V186H111ZM130 187V188H131ZM18 188V187H17ZM27 188V187H26ZM35 188V187H34ZM70 188V187H69ZM145 188V187H144ZM2 189H4V187L2 188ZM9 189V188H8ZM11 189V188H10ZM14 189V188H13ZM21 189V188H20ZM23 189V188H22ZM25 189V188H24ZM44 189H43V191H44ZM64 188H62V190H63ZM66 189V188H65ZM82 189V188H81ZM86 189V190H87ZM1 190V189H0ZM12 190V189H11ZM17 190V189H16ZM38 190V189H37ZM36 190V191H37ZM53 190V189H52ZM67 190V189H66ZM72 191V192H75V191ZM79 190V189H78ZM84 190V189H83ZM87 190V191H88ZM102 190H103V188H102ZM112 190V189H111ZM2 191V190H1ZM26 191V190H25ZM29 191V190H28ZM42 191V192H43ZM55 191V190H54ZM58 191V190H57ZM61 191V190H60ZM59 191V192H60ZM77 191V190H76ZM82 191V190H81ZM80 191V192H81ZM87 191H84V193L85 192H87ZM93 191V190H92ZM106 191V190H105ZM105 191H103V193L105 194L106 192ZM110 191V190H109ZM172 192L173 194H172V198H174V196H177V195H175L176 193H183V196L182 197H184L183 199L185 200V202L183 203V202H180L179 201V195L177 196V199H175V201H173L172 203H174V205H177L176 206V208L174 207L173 209H175V210H173L172 212H171V208L170 207H172V205L169 207L167 204H165L166 202H168L169 200H171L170 198H166L167 197V192ZM4 192V191H3ZM31 192H32V190H31ZM62 192V191H61ZM60 192V193H61ZM137 192H139V194H137ZM2 193V192H1ZM1 193H0V195H1ZM5 193V192H4ZM7 193V192H6ZM16 193V192H15ZM19 193V192H18ZM17 193V194H18ZM22 193H23V191H22ZM26 193H27V191H26ZM41 193V192H40ZM51 193H53L52 191H51ZM63 194L65 193V191H63L62 192ZM69 193V192H68ZM71 193V192H70ZM77 193V192H76ZM79 193V192H78ZM77 193V194H78ZM90 193V192H89ZM93 193V192H92ZM98 193H100V191L98 192ZM102 193V194H103ZM11 194V193H10ZM20 194V193H19ZM59 194V193H58ZM58 194H57V196H58ZM72 194V193H71ZM94 195H95V193H93ZM101 194V193H100ZM104 194H103V196H104ZM3 195V194H2ZM4 195H7V194H4ZM21 195H23V194H21ZM24 195H25V192H24ZM52 195V194H51ZM51 195H50V192L48 193V196H50L51 197ZM54 195H55V192H54ZM59 195H61V196H63L62 194H59ZM65 195H67V193L65 194ZM64 195V196H65ZM73 195V194H72ZM79 195H81L80 193H79ZM85 195H87V194H85ZM92 195V194H91ZM112 195V194H111ZM252 195H255L254 196V199L253 200H255L256 202L254 203V204H252L253 202H252ZM8 196V195H7ZM14 196V195H13ZM12 196V197H13ZM16 196V195H15ZM26 196V195H25ZM33 196V195H32ZM44 196H46V195H44ZM56 196V195H55ZM56 196V197H57ZM60 196V197H61ZM68 196H70V194H68ZM93 196V195H92ZM96 196V195H95ZM125 196H128V199L131 201V203H129L130 205H128V207H127V205L125 204V203H128L129 201L128 200H125V201H128V202H124L123 200V198H126ZM171 196V195H170ZM23 197V196H22ZM28 196H26V198H27ZM54 196H52V199H54L53 198ZM66 197V196H65ZM100 197V196H99ZM107 197V196H106ZM137 197H139V199L141 200V202H139V203H142V206H143V208L147 205L148 207H146L145 208V211L143 212V208H142V206H141V204H139L138 203V201H137ZM169 197V196H168ZM181 197V196H180ZM182 197H181V199H182ZM196 198V201H195V203L196 204H193V205H189V203H192L191 201H193V198ZM5 198H7L6 196H5ZM9 198V197H8ZM8 198H7V200H8ZM18 198H19V196H18ZM17 198V199H18ZM21 198V197H20ZM33 198V197H32ZM43 198H45V197H43ZM62 198V197H61ZM61 198L60 199H57V200H61ZM96 198H98L97 196H96ZM111 198V197H110ZM137 198V199H136ZM0 199H1V203H2V201H3V203L4 204H7V203H5V200L3 199L2 200V197L0 196ZM10 199V198H9ZM23 199V198H22ZM21 199V200H22ZM71 199V198H70ZM95 199V198H94ZM108 199V198H107ZM138 199V200H139ZM180 199V200H181ZM182 199V200H183ZM26 200V199H25ZM28 201H29V199H27ZM26 200V201H27ZM51 200V199H50ZM55 200V199H54ZM63 200V199H62ZM72 200H73V198H72ZM75 200V199H74ZM73 200V201H74ZM76 200H78L77 198H76ZM103 200H104V198H103ZM115 200V201H116ZM139 200V201H140ZM24 201V200H23ZM25 201V202H26ZM32 201V200H31ZM34 201V200H33ZM67 201H68V199H67ZM70 201V200H69ZM72 201V202H73ZM93 201V200H92ZM96 201V200H95ZM99 201H101V200H99ZM98 201V202H99ZM105 201V200H104ZM114 201V202H115ZM201 201V202H200ZM204 201V202H203ZM17 202V201H16ZM30 202V201H29ZM44 202V201H43ZM49 200H48V197L47 198H45V205L47 206V203L49 204ZM60 203L61 202H64V201H59ZM98 202H94V203H98ZM162 202V203H161ZM165 202V203H164ZM170 202V201H169ZM252 202V203H251ZM1 204L0 206L2 207V206H5L4 204ZM10 203V202H9ZM8 203V204H9ZM12 203H14V201L12 202ZM11 203V204H12ZM20 203H22V202H20ZM27 203V202H26ZM41 203V202H40ZM56 203V202H55ZM69 203V202H68ZM71 203V202H70ZM193 203H194V201H193ZM52 204V203H51ZM57 204V203H56ZM62 204V203H61ZM64 204H65V202H64ZM102 204V203H101ZM144 204H145V206H144ZM20 205V204H19ZM50 205V204H49ZM53 205V204H52ZM60 205V204H59ZM63 205V204H62ZM69 205V204H68ZM74 205V204H73ZM76 205V204H75ZM98 205V204H97ZM117 205V204H116ZM155 205V206H154ZM186 205H188L189 207L187 208V206ZM14 206V205H13ZM61 206V205H60ZM63 206H65V205H63ZM154 206V207H153ZM159 206V205H158ZM0 207V208H1ZM7 207H9V206H7L6 205V208ZM12 207V205L9 207V208H11ZM16 207V206H15ZM51 208H52V206H50ZM69 207H70V205H69ZM71 207H74V206H71ZM83 207V206H82ZM85 207V206H84ZM96 207V206H95ZM100 207H101V205H100ZM153 207V208H152ZM5 207L3 208L4 210L6 209ZM9 208H7L6 210H8L7 212L9 213ZM19 209H20V207H18ZM24 208V207H23ZM27 208V207H26ZM49 208V207H48ZM48 208H46L44 211H45V213L47 212L46 210L48 209ZM51 208H50V210H48V214L50 213V211H51ZM59 208V207H58ZM97 208V207H96ZM112 208V207H111ZM142 208V209H141ZM3 209H1V210H3ZM14 209V208H13ZM25 209V208H24ZM30 209H32V208H30ZM70 209V208H69ZM104 209V208H103ZM117 209V208H116ZM147 209V210H146ZM10 210H12V209H10ZM27 210H29V209H27ZM81 211H79V212H81L79 215H76V224H78L79 223V225H81V229L79 228V226H78V231H75V234L73 235V237L69 240V242L66 244V245H69V247L68 246H66L67 247V255L69 256L70 254H71V251H72V249H74L73 248V243H74V241H72V240H75L76 239V236L78 235V237H80L81 239H82V237H85V236H87L88 235V237H90L91 239H93V243H92V245H95L96 244V242L97 241H100V239L101 238H103V242H106V241H108V238H109V240H110V237H108L107 236V234H108V232L107 233H105V231H103V230H101L100 232H98V230L96 229H94V228H96L95 226H94V224L96 223L97 225H98V219H99V217H98V219H97V217H94V216H90V214H91V212L89 213V212H84V211H82V209H80ZM95 210V209H94ZM98 210V209H97ZM107 210H108V208H107ZM14 211V210H13ZM19 211V210H18ZM21 211V210H20ZM38 211V210H37ZM55 211H57V209L55 210ZM68 211V210H67ZM73 211V210H72ZM87 211V210H86ZM92 211V210H91ZM101 211V210H100ZM1 212V211H0ZM3 212H5V211H3ZM25 212V211H24ZM24 212H21L22 214H24ZM63 212V211H62ZM71 212V210L70 211H68V213H70ZM74 212V211H73ZM73 212H71V213H73ZM92 212H94V211H92ZM105 212V211H104ZM116 212H117V210H116ZM115 212V213H116ZM120 212V213H121ZM143 212V213H142ZM7 213V214H8ZM11 213V212H10ZM9 213V214H10ZM14 213H15V211H14ZM16 213H17V211H16ZM21 213L19 212V214L21 215ZM28 213H29V211H28ZM37 213V212H36ZM40 213V212H39ZM44 213V214H45ZM53 213H56V212H53ZM63 213H65V212H63ZM68 213H67V215H68ZM98 213H99V211H98ZM103 212H101V214H102ZM121 213V214H122ZM126 213V212H125ZM4 214H6V213H4ZM3 214V215H4ZM12 214H13V212H12ZM42 214V213H41ZM58 214H59V212H58ZM66 214V213H65ZM95 214V213H94ZM119 214V213H118ZM172 214V216L170 217V219H172L171 220V224L169 223L167 226H165L167 223L165 222V221H167L166 219H167V216H169V215H171ZM254 214V215H255ZM31 215V214H30ZM36 215V214H35ZM64 215V214H63ZM67 215H66V220H65V222H64V220H63V224H62V226H60L61 224H59V226L58 225H56L58 228H56V230H53V231H50L51 232V234L48 236L49 237V239H50V241H51V243L53 244V245H57V244H59V243H61L63 240H67V238H68V234L70 233L69 231H72V228H73V223L71 222V216H72V214H70V216L67 218ZM73 215H75V214H73ZM103 215V214H102ZM194 215H196V220H197V222L195 221V218H194V220L192 219L193 217H194ZM252 216H253V214H251ZM17 216V215H16ZM27 217H28V215H26ZM39 216V215H38ZM37 216V217H38ZM43 216V215H42ZM49 216H51L50 214H49ZM95 216H96V214H95ZM99 216H100V214H99ZM106 216H107V213H106ZM105 215H104V217H106ZM110 216V215H109ZM117 216H119V215H117ZM3 217H6V216H3ZM7 217H9V215L7 216ZM6 217V218H7ZM46 217V215L44 216V218ZM47 217H48V215H47ZM60 217H61V215H60ZM59 217V218H60ZM94 217V218H93ZM110 217H112V215L110 216ZM251 217V216H250ZM257 217H256V219H257ZM24 217H21V219H23ZM32 218V217H31ZM40 218V217H39ZM53 218V217H52ZM55 218H58L57 216L55 217ZM65 218H63V219H65ZM109 218V217H108ZM107 218V219H108ZM114 218V217H113ZM112 218V219H113ZM144 218V217H143ZM166 218V219H165ZM234 218H236V219H234ZM10 219V218H9ZM20 219V218H19ZM29 219V218H28ZM48 219H49V217H48ZM51 219V218H50ZM49 219V220H50ZM101 219H104V218H101ZM115 219H117V218H115ZM130 219H131V221H130ZM146 219V218H145ZM234 219V220H233ZM240 219V221H241V219L242 218H239ZM12 220H14L13 218H12ZM24 221H25V219H23ZM42 220V219H41ZM40 220V221H41ZM43 220H45V219H43ZM48 220V221H49ZM54 220V219H53ZM56 220V219H55ZM58 220V219H57ZM105 220V219H104ZM165 220V221H164ZM208 220V221H209ZM228 220H225V222H228ZM248 220H250V219H248ZM253 220H254V218H253ZM258 220V219H257ZM264 219H262V221H263ZM5 221V220H4ZM21 221V220H20ZM45 221H47V220H45ZM62 221V220H61ZM115 221V220H114ZM113 221V222H114ZM163 221H164V223H166L165 225H163L164 223H163ZM168 221H170V220H168ZM195 221V222H194ZM237 221H239V220H237ZM236 221V222H237ZM244 221H245V219H244ZM244 221H242V222H244ZM246 221H247V219H246ZM245 221V222H246ZM259 221V220H258ZM257 221V222H258ZM13 222H15V220L13 221ZM22 222V221H21ZM26 223H27V221H25ZM44 222V221H43ZM51 222H53V221H51ZM58 222V221H57ZM122 222V221H121ZM142 222V221H141ZM140 222V223H141ZM229 222H230V220H229ZM253 222V221H252ZM260 222V221H259ZM25 223V224H26ZM45 223V222H44ZM47 223H49V224H52V223H50V221L49 222H47ZM46 223V224H47ZM115 223H117V222H115ZM123 223V222H122ZM132 223V222H131ZM130 223V224H131ZM145 223V222H144ZM143 223V224H144ZM147 223H149V220H148V222ZM198 223V224H197ZM214 223V222H213ZM238 223V222H237ZM249 223H251V222H249ZM254 223H256L255 221H254ZM263 224H264V222H262ZM28 224V223H27ZM55 224V223H54ZM53 224V225H54ZM57 224V223H56ZM95 224V225H96ZM121 224V223H120ZM128 224V223H127ZM137 224H134V226H135V228H136V225ZM210 224V226H212L211 225V223H209ZM223 224V225H222ZM227 224V223H226ZM225 224V225H226ZM229 224V223H228ZM231 224V223H230ZM242 224V223H241ZM257 224V223H256ZM261 224V223H260ZM21 225V224H20ZM52 225V226H53ZM100 225V224H99ZM118 225V224H117ZM116 225V226H117ZM125 225V224H124ZM129 225V224H128ZM142 225V224H141ZM235 225V224H234ZM238 225V224H237ZM251 225V224H250ZM250 225H249V227H250ZM255 225V224H254ZM24 226H26V225H24ZM23 226V227H24ZM28 226V225H27ZM26 226V227H27ZM38 226V225H37ZM101 226V225H100ZM105 226V224L103 225V228H105L104 227ZM119 226V225H118ZM123 226V225H122ZM146 226V225H145ZM191 227H192V225H190ZM217 226V225H216ZM216 226H213V227H216ZM239 226V225H238ZM246 226H248L247 224H246ZM253 226V225H252ZM258 226V225H257ZM262 226V225H261ZM260 226V227H261ZM29 227V226H28ZM30 227H31V224H30ZM41 227V226H40ZM49 227V226H48ZM108 227H110V226H108ZM112 227V226H111ZM124 227V226H123ZM126 227V226H125ZM132 227V226H131ZM143 227V226H142ZM191 227H190V229H191ZM212 227V228H213ZM228 227H231V226H228ZM233 227V226H232ZM254 227V226H253ZM263 227V226H262ZM46 228V227H45ZM52 228H54V227H52ZM121 229H122V227H120ZM128 228H130V227H128ZM127 228V229H128ZM146 228V227H145ZM203 228V229H202ZM211 228V229H212ZM223 228H225L224 226H223ZM222 228V229H223ZM227 228V227H226ZM237 228H239V227H237ZM236 228V229H237ZM247 228V227H246ZM252 228V227H251ZM264 228V227H263ZM24 229H26V228H24ZM28 229V228H27ZM44 229V228H43ZM49 229V228H48ZM100 229H102L101 227H100ZM114 229V228H113ZM118 229V228H117ZM116 229V230H117ZM123 229H125V228H123ZM132 229V228H131ZM147 229H148V226H147ZM208 229V228H207ZM215 229V228H214ZM217 229V231H219L220 229H221V227H220V229H218V228H216ZM228 229V228H227ZM256 229H258V228H256ZM23 230V229H22ZM30 230H31V228H30ZM46 230V229H45ZM50 230V229H49ZM49 230H48V232H49ZM76 230V229H75ZM145 230V229H144ZM149 230V229H148ZM187 230V231H188ZM209 230H210V228H209ZM229 230V229H228ZM227 230V231H228ZM249 230V229H248ZM259 230H260V228H259ZM264 230V229H263ZM27 231V230H26ZM33 231V230H32ZM31 231V232H32ZM79 231H83V233H78ZM113 230H111V232H112ZM133 231V230H132ZM200 231V232H199ZM211 231V230H210ZM212 231H214V230H212ZM221 231V230H220ZM225 231V230H224ZM245 231V230H244ZM257 232H258V230H256ZM260 231H262V230H260ZM22 232V231H21ZM24 232V231H23ZM28 232V231H27ZM30 232V231H29ZM28 232V233H29ZM46 232V231H45ZM114 232H117V231H115V229H114V231L112 232V234L114 233ZM120 232V233H119ZM119 232H118V234H122L124 231H120L119 230ZM139 232V231H138ZM145 232V231H144ZM206 232V231H205ZM215 232H216V230H215ZM214 232V233H215ZM228 232H231V230L230 231H228ZM243 232V231H242ZM253 232V231H252ZM263 232V231H262ZM262 232H261V234L260 235H263L262 234ZM72 233H74V232H72ZM125 233H126V231H125ZM133 233H134V231H133ZM151 233V232H150ZM218 233V232H217ZM222 233H223V231H222ZM232 233V232H231ZM234 233V232H233ZM244 233H247L246 231L244 232ZM264 233V232H263ZM18 234V233H17ZM90 234V235H89ZM128 234H130V233H128ZM137 234V233H136ZM139 234V233H138ZM141 234V233H140ZM146 235H147V233H145ZM152 234H154V232L152 233ZM152 234H150V235H152ZM187 234V233H186ZM230 234V233H229ZM26 235H27V233H26ZM120 235H119V237H120ZM123 235V234H122ZM121 235V237H124V235L122 236ZM126 236H127V234H125ZM146 235H144L145 237H147L148 238V235L146 236ZM149 235V236H150ZM159 235H160V237H159ZM188 235V236H189ZM231 235V234H230ZM234 235V234H233ZM32 236V235H31ZM125 236V237H126ZM135 236H137V235H135ZM141 236L143 237V235L141 234ZM141 236L139 235L138 237H140L141 238ZM156 236H154V237H156ZM186 236V235H185ZM219 236H221V235H219ZM235 236V235H234ZM246 236V235H245ZM257 236V235H256ZM264 236V235H263ZM261 237V236H259L261 239L262 238H264V237ZM15 237V236H14ZM19 238H20V236H18ZM70 237V236H69ZM118 237V238H119ZM120 237V238H121ZM128 237H129V235H128ZM153 237V236H152ZM154 237H153V239H154ZM173 237H175V238H173ZM16 238H17V236H16ZM15 238V239H16ZM90 238H89V240H90ZM116 238V237H115ZM150 238H151V236H150ZM188 238H190V237H188ZM210 238H212V237H210ZM216 238V237H215ZM230 239L232 238V237H229ZM234 238V237H233ZM30 239H31V237H30ZM40 239V238H39ZM112 239H113V237H112ZM127 239V238H126ZM134 239H136V237H134ZM159 239V240H160ZM220 239V238H219ZM235 239V238H234ZM260 239V240H261ZM10 239H8V241H9ZM27 240V239H26ZM88 240V241H89ZM120 241L121 240H124V239H119ZM129 239H127V241L126 242H130V241H128ZM137 240V239H136ZM145 240V239H144ZM158 240V241H159ZM209 241H210V239H208ZM207 240V241H208ZM257 241H258V237H257V239H256ZM19 241V240H18ZM30 241V240H29ZM43 241V240H42ZM68 241V240H67ZM116 241H118V239H116ZM140 241V240H139ZM138 241V242H139ZM142 241H143V239H142ZM141 241V242H142ZM145 241H147V239L145 240ZM144 241V242H145ZM149 241H150V239H149ZM155 241V240H154ZM164 241H163V243H164ZM190 241V240H189ZM206 241V242H207ZM231 241V240H230ZM263 241L264 240H262V243H263ZM31 242V241H30ZM36 242V241H35ZM32 243V244H35V245H32V246H35V248L36 249H42L44 252H48V250L46 249V248H41V246H40V248H39V246H38V243ZM46 242V241H45ZM102 242V243H103ZM114 242H115V240H113V244H114ZM119 242V241H118ZM122 242V241H121ZM126 242H124L125 244H129V243H126ZM134 242L136 243V241L134 240ZM137 242V243H138ZM144 242H143V244H144ZM152 242V241H151ZM259 242V241H258ZM261 242V241H260ZM131 243H133V242H131ZM157 243H159V242H157ZM210 243H211V241H210ZM218 243H220V242H218ZM235 243V242H234ZM27 244V243H26ZM82 245H83V243H81ZM119 244H121V246L120 247H122V243H120L119 242ZM140 244V243H139ZM139 244H135L136 246L138 245V247H140L139 246ZM162 244V243H161ZM165 244V243H164ZM184 244V245H183ZM256 245H258L259 246V243L257 244V242L255 243ZM264 244V243H263ZM262 244V245H263ZM75 245V244H74ZM91 245V246H92ZM115 245V244H114ZM113 245V246H114ZM133 245V244H132ZM132 245H130V246H132ZM134 245V246H135ZM145 245V244H144ZM159 244H157V246H158ZM191 246V247H194V246ZM215 245H217V243L215 244ZM214 245V246H215ZM262 245H260V247L262 246ZM52 246V245H51ZM80 246V245H79ZM78 246V248H80ZM106 246V245H105ZM129 246V245H128ZM128 246H126V247H128ZM162 246V245H161ZM160 245H159V247H161ZM214 246H213V248H214ZM218 246V245H217ZM238 246V245H237ZM264 246V245H263ZM61 247V246H60ZM85 247V246H84ZM90 247V246H89ZM93 247V246H92ZM96 247V246H95ZM137 247V248H138ZM145 247V246H144ZM158 247V248H159ZM188 247V246H187ZM208 247V246H207ZM207 247H206V249H207ZM234 247V246H233ZM76 248V247H75ZM81 248H82V246H81ZM91 248V247H90ZM130 248V247H129ZM131 248H133V247H131ZM130 248V249H131ZM136 248V249H137ZM216 248V247H215ZM214 248V250H216ZM261 248H263V247H261ZM11 249H12V247H11ZM17 249V248H16ZM19 249V248H18ZM17 249V250H18ZM51 249V248H50ZM63 249H64V247H63ZM88 249V248H87ZM86 249V250H87ZM122 249V248H121ZM127 249V248H126ZM134 249V248H133ZM135 249V250H136ZM160 249L161 248H159V250L158 251H160ZM189 249H192V248H189ZM194 249V248H193ZM196 249V250H197ZM220 249V248H219ZM237 249V248H236ZM55 250V249H54ZM78 250V249H77ZM186 250V249H185ZM195 250V251H196ZM19 251H20V249H19ZM21 251H23V250H21ZM81 251V250H80ZM84 251V250H83ZM82 251V252H83ZM88 251H90V249L88 250ZM120 251V250H119ZM134 251V250H133ZM187 251V250H186ZM190 251H192V250H190ZM199 251V250H198ZM199 251V252H200ZM238 251V250H237ZM30 252H32V251H30ZM29 252V253H30ZM65 252V251H64ZM81 252V253H82ZM183 252L185 253V251H184V248H183ZM206 252V251H205ZM208 252V251H207ZM215 252V251H214ZM233 252H235L234 250H233ZM262 252V251H261ZM260 252V253H261ZM17 253H19V252H17ZM28 252L27 253H25V254H29ZM80 253V252H79ZM193 253V252H192ZM195 253V252H194ZM193 253V254H194ZM198 253V252H197ZM202 253H201V255H202ZM212 253V252H211ZM217 252H215V255H217L216 254ZM219 253V252H218ZM256 253H257V251H256ZM259 253V252H258ZM257 253V254H258ZM263 253V252H262ZM120 254V253H119ZM125 254V253H124ZM199 254V253H198ZM207 254V253H206ZM206 254H204L203 253V255H206ZM234 255H235V253H233ZM232 254V255H233ZM238 254V253H237ZM241 254V253H240ZM12 255V254H11ZM30 255V254H29ZM39 255V254H38ZM76 255V254H75ZM79 255V254H78ZM202 255V256H203ZM232 255H231V257H232ZM233 255V256H234ZM261 255V254H260ZM20 256V255H19ZM26 256H28V255H26ZM37 256V255H36ZM40 256H42V255H40ZM51 256V255H50ZM182 256V255H181ZM207 256V255H206ZM206 256H205V258H206ZM230 256V255H229ZM258 256V255H257ZM263 257H264V254L262 255ZM8 257V256H7ZM52 257H54V256H52ZM84 257V256H83ZM91 257V256H90ZM125 257V256H124ZM161 257H163V256H161ZM215 257V256H214ZM217 257V256H216ZM240 257V256H239ZM238 257V258H239ZM9 258V257H8ZM23 258H24V256H23ZM25 258H28V257H25ZM30 258V257H29ZM38 258L40 259V257L38 256ZM42 258V257H41ZM243 258H244V256H243ZM258 258V257H257ZM260 258V257H259ZM32 259H33V257H32ZM49 259H50V257H49ZM49 259H47V260H49ZM51 259H53V258H51ZM60 259V258H59ZM121 259H122V256H121ZM228 259H231V258H228ZM237 259V258H236ZM236 259L234 260V261H236ZM240 259V258H239ZM246 259V258H245ZM264 259V258H263ZM7 260V259H6ZM5 260V261H6ZM35 260H38V259H35V255H34V259H33V261L37 264V261H35ZM42 261H41V264H42V262H43V260H44V262H46V258L45 259H41ZM61 260H62V258H61ZM162 260V259H161ZM233 260H230V261H232L233 262ZM4 261V262H5ZM8 261V260H7ZM23 261H26V259L25 260H23ZM55 261V260H54ZM70 261V260H69ZM172 261V260H171ZM237 261H238V259H237ZM236 261V262H237ZM244 261L245 260H243L242 262L244 263ZM256 261H257V259H256ZM261 261H262V259H261ZM21 262V261H20ZM59 262H61V261H59ZM71 262V261H70ZM119 262H120V260H119ZM122 262V261H121ZM142 262V261H141ZM148 262H150V261H148ZM147 262V263H148ZM152 262V261H151ZM163 262V261H162ZM259 263H260V260L258 261ZM27 263H29L28 261H27ZM54 263H56V261L54 262ZM79 263V262H78ZM138 263V262H137ZM136 263V264H137ZM147 263H143V264H147ZM152 263H154V262H152ZM151 263V264H152ZM240 263V262H239ZM242 263V264H243ZM263 263V262H262ZM7 264V263H6ZM17 264V263H16ZM18 264H19V261H18ZM22 264V263H21ZM32 264V263H31ZM34 264V263H33ZM38 264H40V263H38ZM46 264H47V262H46ZM59 264V263H58ZM65 264H67V263H65ZM68 264H70L69 262H68ZM80 264V263H79ZM119 264H122V263H119ZM231 264H233V263H231ZM236 264V263H235ZM251 264V263H250Z\"/></svg>",
	"mask_w": 264,
	"mask_h": 264
}]
</instances>
